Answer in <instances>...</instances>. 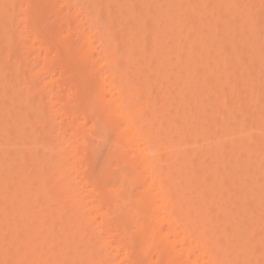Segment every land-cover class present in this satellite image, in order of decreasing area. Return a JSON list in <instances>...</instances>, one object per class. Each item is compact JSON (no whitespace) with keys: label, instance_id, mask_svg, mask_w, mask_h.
<instances>
[{"label":"bare ground","instance_id":"obj_1","mask_svg":"<svg viewBox=\"0 0 264 264\" xmlns=\"http://www.w3.org/2000/svg\"><path fill=\"white\" fill-rule=\"evenodd\" d=\"M9 1H11V2L9 3ZM9 1H7V3H9V5H8L5 3V1L1 0L0 5L3 4L2 5L3 8H5L6 6H9V7H7L9 9H11V7L15 6V4L18 5L16 3V2H18L17 0H16V2H15V0H9ZM19 1H21L20 3H21V6H23V7H21L20 4L18 5L20 7L19 13H21V14H18V17L20 15L22 18L20 17L18 21L15 18L14 19V21H16L15 23H14L13 18H12L13 15H12V17H9V18L5 17L6 18L5 20H7L8 23L6 21H4V18H3V21L5 23H3L4 25H2V26H4V27L9 26V27H7L8 32L4 31L3 37H0V40H1L0 43L3 42V45L5 44L6 46H8L7 48L9 50L11 48H15V47H13L14 45H12V44H17L15 46L18 48L20 47V45L23 46V42H25V40L22 42H21V40L25 39V38H23L21 36L22 34L19 33V30H21L22 32H24V30H25V32L28 33L30 35V37H32L31 38L32 43L30 45L34 46L35 42H36L38 48H36V45H35L34 48L37 49L35 52L33 50L32 51L29 50L31 48V46L29 47V49H27V51H26V46L25 47L23 46L25 48V50H24V48L22 49L20 47L22 49L21 50L19 48V51L21 50L20 52H18V49H14L15 52L11 49L13 51L12 52L13 54L11 53V51H8L9 53H11L13 55V57H12V55L9 54L12 57L11 58L9 56V58L11 59L12 63H14V64H11L10 63L11 61H9V64L13 65L11 67L13 69H15V70L12 69L11 73H8V74H10L9 77H11L12 80L17 82V84L22 80L26 81L25 83L27 84L29 77H31L30 82L31 81L33 82V83L28 82V84L30 83L28 86H31V84H32V87H29V89L27 88L28 86H25L22 88L21 85L19 84V86L22 89H20V87H19L17 90L18 85H16V83L14 85L13 82L10 83L7 81L10 84L9 86H11L12 89H13V87H14V89L16 87V89L13 90L14 91L13 94H12L13 91L11 92V94L9 93L10 96L11 95L13 96L11 98H14L15 96H16V98H14V100H12V101L10 99V101L13 104L15 103L16 105L21 101L19 103V105L24 104V109L26 111L23 109L22 111L24 113L22 112L23 114L22 113L20 114L18 111L13 109V107H11L10 109H11V111L15 110L13 112H16V113H13L15 120L19 119V121H20L21 117H22L21 120L25 119V118H28L27 120H29L32 117L33 119H37V121H39V123L36 121L39 124V126L37 123L35 126V122L30 123V122H32V120L29 122L30 124H28V122L26 123L27 125H31V127H32V131H30L31 134L30 133H29L30 135L28 134L31 137V138L29 137L30 143H31L32 138L35 136H37V138H33V142L36 139L40 140V141H35L36 144H34L32 142L34 145L30 144V146L36 145L35 148L36 147L38 148V146L41 145V139H43L42 140L43 144L40 146V148L41 147L44 148V149H42V148L40 149L43 151L42 156L43 155L45 156L46 154H48V156L50 158L45 159V161L43 160V162L41 161L42 159L40 160L42 164L41 163L38 164L39 166H37L38 169L36 170L37 172L39 170L40 173L36 172L37 175H33V176H35V177L32 176L33 178L30 177L31 180L27 179V182H26V180L24 182L22 180L21 181L19 180L17 183H12V185H11V182L13 180L11 181L10 178L7 179L8 178L7 176H5V178H3V179H5L3 181L1 179L2 177L0 178L2 183H3L1 185L4 186V187L0 188V194L8 192L6 190H9V189L12 190L13 189V193L12 192L11 193L14 196L13 197L11 195L12 196V198H11V196L10 197L8 196L9 194L7 195V193H5L7 198L3 194H1L2 196L0 197V206L6 205L5 207L1 206L2 209L0 210V212H1L0 214H2V216L0 215V262H1L0 264H251V263L264 264V256L261 258L262 253L260 254V251L262 252V250H264V242L263 243L261 242L262 239L260 240V242L259 241L257 242L258 244L260 243V249L262 248V250L258 249L259 245H256L253 248L251 246V245H253V241H254V237L251 234L253 233L255 235L256 232H259L261 234L263 233L262 235H264V230H262L264 228L261 227L262 231L261 230L258 231L259 229H257V227L260 226V225L259 226L257 225V223L259 221V219H257V216L259 217V215H257V216L254 215V216H256V218L254 219L253 213H252V215H251V213H249L250 211L248 212L249 213L248 215L246 213L249 209V205L253 207V205H251L252 202H254L253 203L254 206H256L255 204H257V206L255 207L256 210H257V207L259 209L261 206L264 205V204H261V206L259 207L260 204L258 205V203H257V202L261 203L262 201L264 202V198H263L264 194L260 195V196H263L261 198V197H258V195L256 193L257 198L251 199V197H249L250 194L248 196V193H250L249 189L247 192V187H245V186L243 187L241 185L238 186V184H240V183L242 184V181H241L242 178H241V176L238 175V173L243 171L242 168H244L241 166L242 162H240L241 164L236 163L238 166H236V164L233 162L231 164V161H229L230 156L232 155L231 153H233L231 151H235V149L233 150V148H232V150H231V148H229L231 153H229V151H226V149L225 150L223 149L224 147H227L226 143H229V144H227V145H229L228 147H231L230 145H233V144H231L232 142H230L228 140L229 137L227 139L228 142L227 141L225 142V140H223V138H224V136H225V138H227L226 136H228L230 134L228 132L229 128H227L228 124H226V123L229 121V120H227V119H229V116L231 117L233 114V113H231V111L233 110V112H234V109H239V108L234 107V109H232L234 106L232 103H234V102L232 101V103H231V101H230V104H232V106H231L232 108H230V111H228L229 108L226 107V106H228V104H227L228 98L224 97L225 96L224 94H226L225 93L226 91L224 92V90L226 89V87L228 86V83H229L228 79H226L228 75H225V73H222L223 75L226 76V77L225 76L224 77L228 82L226 83V80H224V83H221V82L219 83V81H221V80L223 82V79L221 78L222 75L220 76V74H218L219 77L217 78L218 75L214 77L213 72L216 71V70H214V69H216L215 67L219 66V65L220 66L225 65V66L221 67L222 69H224L223 67H226L227 63L232 61V57H230L228 60L229 52H227V57L226 58L224 57L225 59H221L222 60V61L220 60L221 62L219 60L215 61V59H213L211 62H209L210 61V60H208L209 57H207V58L204 57L205 59L202 60L203 59L202 56L205 55L202 53L206 49L205 48L206 46L212 47V48H208V49H212L214 51L213 54H216V53L218 54L219 51L221 50V48H223V47L226 48V45L229 48V45H228L229 43L226 45L223 44L225 42V39H222V37L219 38L218 35H216L217 39H215V40H216L217 44L213 40V38H214V36H213L212 40L214 42H211L210 40H208L207 43L204 42L203 44L200 43L201 44V45L199 44L200 46L198 45L200 47V49H201V46H203L201 49L203 52L202 51L200 52V49L198 48L197 45H196L197 49H195V46L193 44L194 42L187 41L185 43V41H182L180 39L181 37L179 36V34L175 35L176 40H174V41H177V43L178 42H184L185 44L191 46V47L190 46H188V47L194 48L195 50L199 49L198 51L200 52V53H198V52H195L194 49H192V50L190 49L191 55H189V58L190 57L191 58L189 59L188 57H186L189 60L187 61V59L186 60L184 59L185 62H182V63H181L182 60L180 61V63L182 64L183 67L180 66V69H179L178 65H177V68H175L176 71H174L176 73H179V75H177L173 72V70H171V68L174 69L173 67H176L175 63H173V64L171 63L174 66H172V65L170 66L169 62H167L168 59L170 60V62H174V61H171L172 58H170L173 54L172 55L167 54V56H168V58L166 59L167 61L163 60L165 58L164 53L166 51H168L166 53H169V52L171 53L174 50L169 51L168 49L170 47L167 48V46L163 47V45H161V43H160L161 38L159 37L161 35H159V36L157 35L159 33L162 34L161 30H159L160 31L159 33L156 31L157 34H155L156 32L155 33L152 32L153 35L155 34L154 38L152 36L154 43H152L153 41L150 43V45H152V46H150V47H152V48H150L151 50H147L148 52L145 50V46L147 48V40L146 39H148L147 36L150 34V32L149 33L146 32V30L148 29L147 28V26H148V23H147L148 20L147 19H150V18H143V17H145L143 15H144L145 11L148 12L149 10L152 11L153 9L154 10L156 9L152 6V2L148 3L144 0L146 3V5H145L143 3L144 1H142V3L139 2V4H138V1H135L138 5L141 4V6H143V4H144V6L142 7L143 10L141 12H138V14L140 13V15L143 14V15H141V17L143 16L142 18L144 20L141 17L137 16L138 18L141 19V20H139L140 25H139V23H137V24L139 25L138 28L142 32L140 34H136L135 33L136 30H138L137 27H135V26L133 27L131 25L132 27L129 28V26L128 27L126 26L127 24L129 25V23H127V22H129V20H131L129 17V20H127V22H125V20H124L125 24L127 23L125 25V27L121 28L122 29L121 31H124V33H127V34H124L123 32L119 33L118 30H115V28H118L117 26L115 27V22H116L115 20H117V17H119L120 15H121L120 16L121 18L125 14L127 16L128 11H127V9H125L122 12H119L121 10H118L120 15H118L116 13L118 15V16H116V15H113V13H111L112 16L109 17L108 16L110 14V12H109L110 9L108 6L109 1H108V3H106V5L108 4L107 6H104L101 4L102 0H19ZM35 1L39 2V3L37 4ZM89 1H92V2H89ZM103 1H105V0H103ZM162 1H161L162 2L161 4L159 3L157 5V8L160 10H162L161 6H162V4L164 5V2H165L164 0H162ZM168 1H169V3L166 0V2L169 5L168 6L166 4L168 7L167 8L168 10L165 8V6H166L165 5L163 8L164 12H165V10H167L166 11V13H167L168 11L171 10L172 15H174L173 14L174 10L177 11L179 6H178V8L176 7L177 9H175L174 8L175 5H174L173 6L174 10L172 12L171 7L175 1H173V3H171L170 0H168ZM191 1L193 2V0H191ZM195 1H198V0H195ZM201 1H205V0H201ZM209 1L210 0H208V2ZM236 1L234 0L235 3H236ZM249 1H250V3L253 2V0L252 1L249 0ZM254 1H256V0H254ZM263 1L264 0H261V3H264ZM205 2H207V0ZM213 2H214V0H213ZM221 2H222V0H221ZM232 2H233V0H232ZM232 2L230 1L231 4H232ZM126 3H127V1H126ZM130 3L128 2L127 5H129ZM176 3L180 4L181 1L179 3L175 2L174 4H176ZM230 3L229 2L227 3V4H229V7H230ZM257 3L258 2H256V5H258ZM131 4L133 5V3H131ZM156 4L157 3H154V5H156ZM203 4H206V3H203ZM253 4H255V3L253 2ZM62 5L67 7V11L63 12V10H65V9L61 8ZM117 5H118V3H117ZM132 5H130L131 7L130 6L129 7L132 8ZM134 5H135V3H134ZM138 5H137V7H138ZM233 5H235V4H233ZM18 6H17V8H18ZM44 6L49 8L48 12L51 11L52 14L55 15L56 19H57V17L62 16L61 22L64 24L65 27L63 25H61V23H59L60 24L59 26H57L55 24L56 27H54L55 21L54 22L52 21L53 25H54L53 28H52V26H49V27H47L48 29L47 28L43 29L44 27L43 28L41 27V26H43V25H41L43 22V21L41 22V16L43 13L41 14V12H42ZM204 6L205 5H203V6L201 5L200 8H204ZM217 6H219V5H217ZM2 7L0 6V13L2 11H4L5 9H7V8L3 9ZM46 7H44V8H46ZM151 7H153V8H151ZM214 7L209 6V8H211V10L213 8H214V10L215 9L217 10L216 6H214ZM220 7L222 10L223 6H220ZM226 7L229 9L228 5ZM255 7H257V6H255ZM120 8L121 7H119V8L117 7V9H120ZM133 8H134V6H133ZM142 8L140 7V9H142ZM234 8H232V9H234ZM144 9H146V10H144ZM158 9L156 10V12H159ZM180 9H178V10H180ZM192 9H194V8H192ZM195 9H196V6H195ZM204 9H205V12L208 13L206 11L208 8L207 9L204 8ZM204 9H203V12H204ZM230 9H231V7H230ZM263 9H262V11H263ZM181 10L183 11V8ZM191 10H189L188 12L185 10V11H183V13L177 11L178 14L177 13H175V14L183 15L185 13L184 16H186V18H187ZM218 10H219V8H218ZM235 10L236 9H234L233 11H235ZM195 11H197V10H195ZM201 11H202V9H201ZM51 12H50V14H51ZM243 12L244 11H242V13ZM3 13H5V11L2 12V14ZM7 13H9L8 9L6 10L5 15H7ZM104 13L108 14L107 15L108 17L106 16L107 18H105ZM240 13H241V11H240ZM133 14L135 16L136 12ZM150 14H152V13H150ZM217 14H218V12H217ZM217 14H216V16H217ZM145 15H146V13H145ZM177 15H176V17H177ZM181 15L179 18L180 21H182L181 20L182 18H185L183 16L181 17ZM261 15H263V14H261ZM2 16L4 17V15H2ZM126 16H124V17L128 19V17H126ZM149 16L152 17V15H149ZM199 16L200 15H198L196 18L198 19ZM204 16H208V15L205 14ZM245 16L248 17L247 15H245ZM253 16H252V18L255 17V16L254 17ZM52 17H54V16H52ZM171 17L168 19L169 24L168 25L165 24V25H167L166 27L172 25L173 21H170V20H173V19L176 20V18L171 19ZM10 18H12V19H10ZM138 18H137V20H138ZM118 19H120V18H118ZM134 19L135 18H133V20ZM246 19L247 18H245V20ZM260 19H262V18L260 17ZM202 20H201V22H202ZM249 20H251V19H249ZM253 20H251L252 24L254 23V21H256V20H254V21ZM251 21H248V19H247V23H250ZM257 21H259V20L257 19ZM12 22L16 25V27L14 26V24ZM124 22L122 19V24H124ZM177 22L179 23V20ZM186 22H187V19H186ZM213 22L215 24V21H213ZM10 23H11V26H10ZM17 23H18V26H17ZM131 23L133 25H135L132 21H131ZM152 23H153V21H152ZM188 23H189V21H188ZM200 23H199V25H200ZM208 23H210V22H208ZM227 23H226V25H227ZM5 24H6V26H5ZM156 24H157V22H156ZM179 24H182V23H179ZM194 24H195V22H194ZM194 24L191 23L188 25L191 28V27H193L191 25H194ZM207 24L205 25V28L207 27L206 30H210V28H208L209 25H207ZM257 24L258 23H255L254 25H252V27L255 26V28H256L259 25V24L258 25ZM12 25L14 26L13 31H11L12 29L10 28V27L13 28ZM121 25L119 26V28L121 27ZM182 25H179V27H176V30L174 28V30L177 32H179V30H181V29L184 30V27L186 26L185 21H184V27ZM216 25L217 24H215V26ZM219 25H218V27H219ZM172 26H174V24ZM172 26H170L168 28L169 31L173 30V28H171ZM176 26H178V25L176 24ZM189 26H187V27L189 28ZM194 26L196 28H198L196 25H194ZM215 26H213V27L215 28ZM229 26L228 27L226 26V28H229ZM232 26L233 25L230 26L231 29L233 28ZM261 26H262V23H261ZM63 27L65 29H63ZM157 27H158V25H157ZM180 27H181V29H180ZM125 28H127V29H125ZM205 28L201 27V33L203 32L202 29H205ZM255 28H254V31L256 32ZM158 29H159V27H158ZM241 29L243 30L244 28H241ZM4 30H6V28H4ZM9 30H10V34H9ZM192 30H196V32L198 34L199 29L193 28ZM219 30L222 31L221 29H219ZM257 30L259 31V33H257V35H258V34H260L261 29H257ZM263 30H264V27H263ZM116 31H118V32H116ZM149 31H151V30H149ZM214 31H215V29L213 30V32ZM217 31H218V29H217ZM217 31H215V32H217ZM220 31H219V34L221 33ZM144 32H145V34H144ZM173 32L174 31H172V33ZM12 33L14 34V36H12L13 35ZM186 33L184 31L183 40H185V38H187V37L191 38L189 35H186V37H184L185 36L184 34H186ZM201 33L199 31V34H201ZM204 33L205 34H201V35L207 36V34H209L207 32H204ZM229 33H228V36L230 35ZM261 33L263 36V32H261ZM217 34H218V32H217ZM224 34H227L226 30H225ZM237 34H240V33H237ZM9 35H11V37H9ZM138 35H141V36L137 37ZM169 35H171V33H169ZM201 35H200V37H201ZM221 35H219V36H221ZM234 35L236 36V34L233 33V36ZM242 35L243 34H241L239 36L242 37ZM20 36L22 37V39ZM222 36H224V35H222ZM4 37L6 38V40H4ZM13 37H15L14 39L16 41L14 39H12ZM149 37H151V36H149ZM170 37L171 36H169V38ZM231 37H230V40H231ZM241 37L239 39H241ZM249 37H251V35ZM254 37L257 39L256 35ZM136 38H137V41H136ZM178 38H179V40H178ZM203 38H205V37H203ZM225 38H227V36ZM235 38H234V41H232V43L235 42V40H237L236 43L238 44L239 39H235ZM17 39L18 40L20 39V41L18 42ZM138 39H142V40H138ZM258 39H259V35H258ZM3 40L6 42L4 43ZM217 40H218V42H217ZM230 40H228L227 42H230V44H231ZM259 40H257V41H259V44L261 46L262 40L261 39H259ZM245 41H247V40H245ZM251 41L252 42L254 41L256 43V40H251ZM190 43L193 44V46ZM243 43H241L242 46L240 45V43L238 44L241 46L242 49H243V47L246 46V45L244 46ZM248 43L250 44V42H248ZM248 43L245 42V44H248ZM24 44H26V43H24ZM167 44H168V42H167ZM262 44H264V43H262ZM0 46H1V49L8 50L7 48H5V46H2V45H0ZM175 46H176V42H175ZM177 46H178V44H177ZM215 46H217V48L214 49L213 47H215ZM173 48H175V47H173ZM173 48H171V49H173ZM176 48L178 49L179 47H176ZM1 49H0V54L3 51ZM256 49H255V51H256ZM262 49H264V48L261 47V50ZM178 50H176L173 53H176ZM245 50H246V48H244V52H246ZM16 51L19 54L20 53L21 54L17 56ZM207 51H205V53ZM230 51H231L230 53H232V54H234V52H235V51L232 52V49ZM259 51H260V49H259ZM263 51H260L258 53L264 54ZM26 52H27V55H26ZM145 52H147V54L149 53L148 54L149 63H146L147 61L145 62L143 60V58H145L147 56V54L145 55ZM178 52L182 53L181 50ZM184 52H186V51H184ZM225 52H223V53H225ZM241 52L242 51L239 50V53H238V49H237V53L240 55L235 53V55L237 54L236 55L237 61H241V59L244 60L245 57L248 58L246 56L247 55L246 53H244V55H243V56H245L244 58H239L240 56H242L241 54L243 52L242 53ZM251 52H254V51H251ZM180 53L178 55H181ZM192 53H194V54L192 55ZM197 53H198V57H196ZM255 53L257 54V51ZM23 54H25L26 57ZM6 55H5L4 59L8 58L7 57L8 55L7 56ZM65 55L67 57L63 58V56H65ZM143 55H144V57H143ZM218 55H220V54H218ZM255 55L254 54L252 55L250 53V57L255 56ZM58 56H59V58H57ZM236 56L234 58H236ZM17 57H19V62H18ZM21 57L23 59H21ZM27 57L28 58L31 57L32 60H29L30 58L28 59ZM175 57L178 58L179 56H177L175 54ZM9 58H8V60H10ZM65 58H67V59H65ZM173 58H174V56H173ZM214 58H215V56H214ZM257 58H258L257 60L260 59L259 61L261 62V58H259V57H257ZM178 59L180 60L181 58L179 57ZM238 59H240V60H238ZM250 59H251V61L254 60L253 57H251ZM20 60H24V62L26 60L27 63L24 65L28 69L24 68L25 66L23 65L22 61H20ZM248 60H249V58H248ZM248 60H244L245 61L244 63H240V67H238V68H241V64H245V63L247 64L248 62H246V61H248ZM152 61L153 62L156 61L155 63H157V64L159 63L157 66H156V64H154V66H156V68L152 69V71H153L152 75L158 76L159 81L157 80L156 85H152L153 83H151V84L149 83L150 77H153L151 75V73H150L151 76L148 74L144 75L145 74L144 69L145 68L148 69V65L151 66ZM203 61H205V62L203 63ZM251 61H249L250 62V65L248 66L249 68H250V66L252 67ZM0 62L3 65L2 62H4V60L3 61L1 60ZM6 62H7V60H6ZM262 62L264 63V61H262ZM145 63L147 65V67L144 68L143 66H146ZM165 63L168 64L169 67H171V68L168 69V67L165 65ZM178 63L179 62H177V64ZM263 63H262V65H263ZM17 64H19V65L17 66ZM21 64L23 65V67ZM181 64H179V65H181ZM203 64H205V67L211 66L210 67L211 69L213 66V69H212L213 71L210 69L209 73H207V74H203L202 73L203 71H202L201 73L204 76L201 75V78H200V77H198L197 70H198V68H202L201 66ZM233 64H234V62H233ZM257 64H260V63H257ZM190 65H191V67L192 66L194 67V68H192L193 70L191 69ZM228 65H230V64H228ZM235 65H237V64L235 63ZM165 66L167 67L168 70H171L175 76L176 75H177V77L179 76L180 79L179 78L175 79L176 81L181 80L180 82L177 81L179 86H178V84L175 83L174 86H176V87H173L175 89L177 88V90L180 91V92L177 91L179 93L178 96L175 92L174 93L170 92L171 91L170 89H172L171 87L174 84V79L172 81L173 84L170 81L171 84L170 83L168 84L170 86L166 85L170 79L171 72H169L170 75L168 74V76H166V73H168V72L166 71L164 74V71L166 70ZM238 66H239V62H238ZM243 66H246V65H243ZM258 66H260V65H258ZM185 67H187V68H185ZM205 67L203 65V68H205ZM248 67H246V70H248L247 69ZM254 67H257V66H254ZM16 68H19L18 73H17ZM21 68H24L26 70L21 69ZM183 68H185L186 70ZM187 69L192 71V73H190V71ZM235 69H237V68H235ZM243 69H245V68H243ZM243 69H240V71L237 70L238 73L240 72V77L242 75L241 70H242L243 74L245 73V70L243 71ZM255 69H253V71ZM27 70H29L30 74H32V75H29L28 78H26L28 76L26 73ZM31 70H35V71L32 72ZM250 70L252 71V69H250ZM184 71L187 73L189 71L190 75L192 74V76L189 75V78H191V79L195 78L193 80H194V83L197 84V88H196V85L192 86L193 84H191V86L188 85L190 87V88L188 87V89H190L191 91L186 89L188 81L191 79H189L187 77L188 74L186 75V73H184ZM234 71L232 69V73ZM237 71H236V73H237ZM21 72H22V74H21ZM226 72L228 74L229 71H226ZM14 73H16V74L14 75ZM146 73H147V71H146ZM182 73L185 74V77H182V75H180ZM232 73L230 72L229 74H232ZM19 75H21V76H19ZM253 75H251V76H253ZM258 75L260 76L261 74L259 73ZM23 76L25 78H23ZM175 76H173V77H175ZM242 76H244V78H246V79L248 77H249V79L253 78L250 76L247 77L245 75H242ZM262 76H260V77H262ZM19 77H22V79L20 80ZM228 77H232V75H229ZM14 78H16V79H14ZM33 78H34V80H33ZM35 78H36V80H37V78H40V81L37 80V82L38 83L40 82L39 84H42L43 86L42 85L39 86V84L36 82ZM186 78L189 80L186 81L185 80ZM198 78H200V81L202 82L201 84H203V82H205L203 87L205 86L204 88L205 89L207 88L206 91H208V88L210 87L209 88L210 91L214 90V91L218 92L217 88L220 87L221 96L224 95L223 96L224 98L223 97L220 98L221 102L219 100H217L218 99L217 98L216 102L222 103V107L217 105L218 107L215 109V107H216L215 106L214 109H215V111H217L218 109L222 110L220 112V114H222L223 110H226L227 113L228 112L230 113L229 116L224 114L225 117H228L227 119H224V117H223L222 120L219 118L218 121H215L213 119L215 118L217 120V118L219 117L218 113L220 110L217 111V114H218V116H217V114L214 113V109H213L212 116L214 118L211 116L213 119L211 118L212 120H210L211 122L215 121L216 126H217V122H219L220 120L222 121V123L219 122L220 125L218 124L217 129H220L219 126L220 127L223 126V128H224V126L227 125V127L224 129L226 135L224 134L223 128H221L222 129L221 131L213 129V128H215V122L214 123L212 122V124H214V126H210V127H212V129H210V131H213L215 133V135L218 134L216 136H219V134L223 131L222 132L223 134L220 135L223 138H221L219 136L220 137L219 139H222L223 141L221 140L219 143H216L218 139L216 137H214V135L212 136L211 139L208 137V142L210 140L213 141L214 138H215V140L217 139L216 141L210 142L209 144L210 145L213 144L214 146L219 145L217 147V149L218 150H219V148L222 149V151L219 150L221 153L219 151H217L216 149L212 148L213 145L210 148L206 147V145H208V142L206 141L207 144H205L206 143L205 140H207V139H205V140L201 139L202 137L203 138L206 137L205 136L206 132L210 133V131L205 130L206 128H208L209 124L207 122H205L206 125L204 127L207 126L205 129L203 128L202 124H205L203 121L208 120L205 118L209 114V112H207V111L211 108V107H208L206 105H210V106L212 105L213 106V103H212L213 101L211 102L212 104H208V102H207V104H205V106H203L204 101H202V99L204 97L206 99V97H207L206 101H208L209 93L205 92L206 96L201 97L200 95H202L203 91L201 92L200 95L193 92L194 90L201 87V86L198 87V85L200 83ZM24 79H26V80H24ZM41 79H42V81H41ZM249 79H247V80H249ZM2 80L5 81V79H2ZM263 80L264 79H261L260 82L258 81L259 84ZM4 81H3V85L0 83L1 86H4ZM23 81H22V83H24ZM183 81H185V82H183ZM198 81H199V83H197ZM210 81H212V83H214L215 81H218V82L217 83L215 82L214 86H213V84ZM235 81H234V83L236 84V82L238 83V81H240V79H238V81H236V82ZM241 81H242V79H241ZM181 82H182V85L184 84V86L180 89L179 87L181 86V84H180ZM191 82H193V81H191ZM208 82L211 83L212 87L210 84L207 85ZM231 82L233 83V80L232 81L230 80L229 85H231ZM37 84H38L39 88H38ZM222 84H227V85H222ZM239 84H241V82H239ZM164 85H166L168 87V88L166 87L167 90H170V91L166 92L167 91L166 90L165 91L166 93H163L164 92L163 89H165ZM256 85H257V82H256ZM206 86H208V87H206ZM35 87H37V88H35ZM40 87H42V88H40ZM191 87H192V89H191ZM256 87H258V86H256ZM256 87L254 86V88H256ZM24 88H25V90H23ZM30 88H32V89H30ZM193 88H194V90H193ZM215 88L217 90H215ZM221 88H224V90ZM236 88H238V87H236ZM258 88H260V86ZM9 89H10V87H9ZM263 89H264V85H263ZM263 89H262V92L264 93ZM30 90H32V91H30ZM172 90L174 91V89H172ZM234 90H235V88H234ZM260 90H258V92ZM1 91H2V89H1ZM1 91H0V93H1ZM187 91L190 93L188 94ZM222 91H223V93H222ZM20 92H21V94H20ZM25 92H27L28 94ZM169 92H170L171 96H169ZM217 92L213 93V94H217ZM262 92H260L258 94H260V96H261V94H263ZM32 93H33V95L31 96ZM210 93H212V92H210ZM231 93H234V91L232 89H231ZM34 94L40 96L39 99L36 97L38 101L36 100ZM166 94H168V96ZM173 94H175V96H177V98H173L174 97ZM205 94L203 93V95H205ZM26 95L31 96V97L28 98V97H26ZM194 95L200 96L199 98L197 96L198 100L200 99L199 103L197 101L198 104L195 102L197 99L195 100L196 96H194ZM210 95H212V94H210ZM17 96H18V98H17ZM22 96H23V98H22ZM44 96H45L46 100L45 99L43 100ZM190 96H193L192 98H194V99L189 98ZM216 96H213V97H216ZM231 96H233V98H234V95L231 94ZM32 97H34L33 101L35 100L34 103H36L34 105V107H35L37 113L33 107L34 103L33 102L31 103ZM222 98H223V101H222ZM236 98L240 99L238 97H236ZM210 99H212V98H210ZM253 99L255 102L256 97ZM192 100H195V101H192ZM262 100L260 103H262ZM25 102H26V104H25ZM201 102H203V103H201ZM240 103H241V101H240ZM240 103H238V104H240ZM243 103H244V101H243ZM243 103H241V104L243 105ZM245 103H247V102L245 101ZM250 104H252L251 100H250ZM255 104H257V103H255ZM255 104L252 106L255 107L256 106ZM16 105H14V106H16ZM19 105H17V106H19ZM244 105L246 106L249 104H244ZM25 106H27V108L29 107L30 109L25 108ZM31 106L33 107V109H31L32 108ZM202 106H203V109H202ZM245 106H244V109L242 110V112L243 111L245 112V110L247 111ZM259 106H260V104H259ZM6 107H7V105H6ZM238 107H241V106L238 105ZM246 107H248V106H246ZM260 107L262 109L264 107V104ZM207 108H208V110L206 112L208 114L204 111ZM249 108H251V105L249 106ZM0 109H2V108H0ZM8 109H9V107H8ZM252 109H253V107H252ZM199 110L203 111L204 115L206 114V116L204 117V115L202 113V117H200L201 111H199ZM211 110H210V112H211ZM249 111H250V109H249ZM263 111H264V109H263ZM0 112H2V111H0ZM26 112L27 113L29 112L28 114L31 115V116L29 115L30 118L28 115H26L27 114ZM259 112H260V108H259ZM33 113H35L36 115ZM38 114H41V115H38ZM251 114H253L252 111L250 112V115ZM257 114H258V112H257ZM262 114H264V113H262ZM3 115L4 114H2V116ZM17 115H19L18 118H17ZM33 115H34V117H33ZM253 115H256V114H253ZM7 116H9V115H7ZM35 116H37V118H35ZM196 116H198V117H196ZM259 116H262V115L259 113ZM11 117H12V115L9 118H11ZM242 117H247V116L243 115ZM254 117L256 118V119L254 118V120H256V121H257V119H260L259 117L258 118L256 116H254ZM195 118H197V119H195ZM199 118H201V119L204 118L205 120H203L202 123H200L199 121H201V120L197 121ZM251 118H252V116H251ZM192 119H194V120H192ZM248 119H250V116ZM5 120L7 121V119H5ZM223 120H224V122H223ZM242 120H243V118H242ZM242 120H241L240 124L242 123ZM22 121H24V120H22ZM88 121L89 122L92 121L91 125L89 126V128L85 129L86 125H88L87 124ZM183 121H184V123H183ZM249 121L251 124V126H250L251 128L248 127L249 123L247 125L248 121L246 122V124L242 123L238 127L241 129V128H244V125H246L245 128H247V130L250 132L251 130H249V129H252L253 126H252L251 120H249ZM262 121H263V118H262ZM10 122H12V120H10ZM47 122H51V123L47 124ZM178 122H181V123L177 125ZM187 122H189V123H187ZM193 122L195 124L199 123V126L201 124L202 128H200V129H204L205 132L203 130L200 131L199 126H197V124L196 125L193 124ZM208 122H209V120H208ZM211 122H210V124H211ZM243 122H244V120H243ZM254 123H253V125H254ZM3 124L5 125V123H3ZM20 124L24 125L25 123L23 122ZM23 125H21V126H23ZM180 125H183V127H180ZM193 125H195V126H193ZM242 125H243V127H241ZM257 125H258V123H257ZM260 125H261V123H260ZM33 126H35L34 131H33ZM258 126H255L254 130L258 131L259 127H260V126L259 127ZM11 127H13L14 128L13 130L14 131L16 130V133L19 134L18 138L20 137L21 143L25 142V144H26V141H23L26 138L29 142L27 135H26V137L23 138V135H25V134H23L22 130L20 131V133H18L17 132L18 130L15 129V127L13 125ZM37 127H42L39 129H42L41 131L44 132V134H45L44 137L46 138V140L44 139V137L40 139V134H43V132H40V134L36 135V133H37L36 128ZM196 127L199 129V131L196 130L197 129ZM256 127H258V130L255 129ZM7 128L9 129L8 122H7V127L5 125V128L3 130L4 131L8 130ZM18 129H20V128L18 127ZM260 129H262V128L260 127ZM216 131H219V133H216ZM0 132H3L2 127H1ZM196 132H197V134H196ZM233 132L235 133V130ZM233 132H232V134L234 135ZM5 133H8V132L5 131ZM200 133H202V134H200ZM238 133H239V131H237L236 134L238 135ZM252 133H254L253 135H255L260 140L264 137V134H262L261 136L258 134L259 135L258 136L257 133H259V132H252ZM252 133H250V134L252 135ZM32 134H35V136ZM232 134H230L229 136H231ZM7 135L9 136V134H7ZM197 135H199V136H197ZM0 136H2V135H0ZM14 136H16V135H14ZM207 136H208V134H207ZM238 136L235 139L239 140ZM240 137H241L239 140L240 142L243 143V140H244V143H245V140H246V142L248 141L247 137H246V139L245 138L243 139V137H245V136H243V137L240 136ZM10 138L11 137H9V140H10ZM3 139L4 138H2L1 140H3ZM233 139H234V137L232 138V140ZM251 139H252V137H251ZM251 139H250V141H252ZM261 141H260V143L264 142V141L263 142H261ZM38 142H40V143L38 144ZM10 143H12V141H10ZM198 143H201V147L203 148L202 149L203 151L201 150L202 156H200L202 159L200 157L198 158V153L200 152V149H201L199 147L200 145ZM214 143H216V145ZM220 143L224 144V145L222 144L223 147L220 145ZM15 144H16V142H15ZM25 144H23V145H25ZM193 144L194 145L198 144V146L196 145L197 148L192 147ZM0 145H2V144H0ZM33 146L29 147V148L33 149L34 148ZM204 146L206 147L205 148L206 150L204 149ZM24 147H22V149ZM198 147H199V149H198ZM258 147H259V144H258ZM263 147H262V145L260 146V148L262 150H263ZM29 148L27 146V149H29ZM45 148H47V149H45ZM211 148L214 149L216 152H214V150L212 151ZM207 149H208V151H209V149H211L212 153L209 152L210 154H206L208 152H204V150L207 151ZM261 149L259 152L262 151ZM44 150H47V151H44ZM194 150H196V151L198 150L199 152L197 151L198 152L197 153ZM190 151H192V152H190ZM251 151H253V150H251ZM195 152H196V154H195ZM247 152H248V156H249V151H246V153ZM23 153H25V152H23ZM27 153L32 154L31 151L30 152L27 151L26 154ZM217 153H218V155H217ZM225 153L226 154L229 153V155H225ZM246 153H245V155H246ZM253 153H255V152H253ZM253 153H251L250 156H252ZM211 154L214 156L211 157ZM21 155H24V154H21ZM199 155H200V153H199ZM233 155L234 156H231V157H235V154H233ZM20 156L18 154L19 158H20ZM204 156H208L209 158L206 157L207 159H204ZM226 156H228V157H226ZM261 156L262 157L264 156L263 153ZM261 156H258V157H261ZM216 157H217V159H215ZM224 157H226V158H224ZM249 157L248 158L246 157L247 160L245 159L244 163L247 161H250ZM31 158H33V156ZM228 158H229V160H228ZM251 158H253V157H251ZM25 159L26 158H23L22 160L24 161ZM208 159H210V160H208ZM218 159L219 160L221 159V160L219 161ZM29 160H30V158H29ZM205 160H207L208 162L209 161H211V162L206 163V162H204ZM223 160H225L224 163L229 161L230 164L233 165V167H232L230 164H228L229 162L227 163L228 165L231 166L228 170V172L230 170L232 171V172H230L231 178L234 176L232 178L233 180L230 178L231 179L230 181H232L231 183L233 186H235L236 185L235 183H237L238 181H241V182H238L235 187L238 186V189H239V187L240 188L243 187V190H246V192L242 191V193L243 192L245 193L243 198H242L244 200L239 198L240 196L242 197V195L241 194L238 195L241 192L239 191L240 189L237 190V188H236L235 192L236 191L239 192L237 194L238 196L236 195V197L238 198V200H237L238 202L234 201L233 197H231V198H233V201L230 202L232 199L229 196H231L233 194L229 195L231 193V191H230V193H227V192H229L228 190L231 186L228 187L229 186L228 185V186H226L228 188H226L221 184V183H224L225 180L226 181H227V179L229 180V177L227 178V176L225 174H224L225 176L223 174L219 175L218 172L215 173L216 171L213 172L214 174L212 173V170H211L212 168L215 170L216 166L218 168L220 165L222 167L226 165V164L224 165V163L221 162ZM231 160H232V158H231ZM23 161H22V168L24 166L23 169H26L27 163L25 166L24 165L25 161L24 162ZM32 161H34L33 162L34 164L37 163L33 159H32ZM32 161H30V162L32 163ZM195 161H197L198 163ZM194 162L196 164H194ZM219 162H221L223 165L221 163L219 164ZM262 162H260V163L262 164ZM211 163H213V164L215 163V164L213 165ZM207 166L210 168L211 172ZM235 166L237 168H235ZM239 166H241L242 168L240 169ZM246 166H249V167L247 168ZM250 166H252L251 162H247V165H245L244 171H246V172L243 171L245 174V177L242 175L243 183L247 181L250 184L251 180H249V179L250 178L253 179V176L257 174V172H255L253 170L256 174H254L252 176V174H253L252 169L253 168L251 169ZM32 167L33 166L31 165L29 167V169H31ZM222 167H219L218 169H220ZM34 168H35V166H34ZM223 168L225 169V167H223ZM29 169H28V171H32ZM109 169H111L112 172H109ZM250 169L252 171V174H250V172L248 171ZM34 170L35 169H33V171ZM115 171H116V173H114ZM207 171H209V172H207ZM222 171H224V170H222ZM237 171H240V172L233 173V172H237ZM205 172L209 173V174H204ZM223 173H225V172H223ZM38 174H41V176L40 175L38 176ZM249 174H250V177L247 178ZM262 174H260L261 176H258V178L259 177L261 178ZM199 175L201 176V178ZM217 175H219V176H217ZM227 175L229 176V173ZM197 177H198V179H197ZM237 177H240L241 179L240 178L237 179ZM244 178H246L247 180ZM258 178H256V181H252L253 182L252 184H254V185L253 186L250 185L251 187L254 188V186L258 184L257 182L260 183V181H258ZM209 181L210 182L214 181L215 183L218 181L219 182L217 184H215L214 182H212L210 184ZM222 181H224V182H222ZM261 181H262V178H261ZM263 181H264V174H263ZM231 183H228V184L231 185ZM26 184H27V186H26ZM220 185H222L224 188H222V186H220ZM242 185H244V184H242ZM262 185H264V182L262 183ZM10 186L12 187V189ZM262 187H264V186H261V188ZM221 189H222V191H220ZM233 189H235V188L233 187ZM252 189H250V190H252ZM257 189L256 190L259 191V187ZM262 189H264V188H262ZM225 190L227 191L226 192L227 194H225ZM253 190L255 191V189H253ZM221 192H223V193H221ZM253 192L251 193V196H252V194L253 195L255 194ZM8 193H10V192H8ZM207 194H209V197H207L208 196ZM220 194H221L222 198H221V196H219ZM224 195L226 197L228 196L227 200L230 198V200L226 201V203L229 202L227 204L231 205V206L228 205L229 209H226V207H225L224 208L225 211L223 210V206H222L223 199L225 197ZM252 197H255V195ZM237 198H235V199H237ZM258 198H260L261 201L258 200ZM240 200L242 203H246L244 205H246V206L248 205V207H243V204L241 205ZM248 200L250 201V203L248 202ZM221 201H222V203H221ZM30 202L34 203L33 205H36V207H38L35 209L36 211H34V209L33 210L31 209L34 206H32V204ZM234 202H236V205ZM239 202H240V204L238 205ZM231 203L232 204L234 203V204L232 205ZM30 204H31V207H30ZM232 206H234V210H233ZM235 206H237V209ZM231 207H232V209H231ZM252 207H250L251 210H252ZM7 208H8V210H7ZM238 208H240L241 211L245 210L244 214L246 213L245 215L247 216V218H248V216H249V218L253 217L251 219H254V220L257 219V221H251V219L250 220L244 219V220L248 221L249 223H247L246 225H241L245 221L240 220V222H239V219L244 218L243 216H245V215L242 214L243 211L242 212L239 211ZM260 209H262V207ZM226 210L230 211V213H228ZM232 210L235 212L237 210L238 211V212H236L237 214H239V212H240V216H238L237 214L236 215L232 214ZM253 211L256 214V211L255 210H253ZM235 212H233V213H235ZM259 212H263V211L259 210ZM222 214H225V215L222 217ZM229 214H230V216H229ZM241 215H242V217H241ZM260 215H262V214L260 213ZM233 216H235V217H233ZM233 218L236 221L233 220ZM250 222H252V223H250ZM253 222L256 223L257 226H254L256 228H253V225H255V224H253ZM16 223H18V224H16ZM245 226L250 228V229L247 228L248 230H246ZM238 227H240L241 229H238ZM240 230H242L243 232ZM236 231L239 233V235ZM248 231H250V232H248ZM247 232L250 233L251 237H248ZM243 236L247 237L248 239L247 238L244 239ZM249 239H251V240L253 239V240L251 241ZM263 239H264V236H263ZM5 240H6V242H5ZM246 240H248L247 241L248 243L246 242ZM249 241H251V242H249ZM254 248H255V251H257V249H258V252H259L258 254H257V252H255L253 250ZM250 249L253 250V252L256 253L257 255L260 254L259 255L260 257L255 256V257L259 258V261L257 258L256 259L253 258L254 256H253V254H251L252 251ZM263 253H264V251H263ZM252 260H253V262H252Z\"/></svg>","mask_w":264,"mask_h":264},{"label":"rangeland","instance_id":"obj_2","mask_svg":"<svg viewBox=\"0 0 264 264\" xmlns=\"http://www.w3.org/2000/svg\"><path fill=\"white\" fill-rule=\"evenodd\" d=\"M0 1H1V0H0ZM3 1H5V3L8 4V5H9V3L11 2V1H9V0H3ZM7 1H9V3H7ZM17 1H18L19 3L16 2V0H15V2H16L18 5L20 4V6H21V3H20L21 1H19V0H17ZM108 1H109V3H108ZM126 1H127V3H128V2H129V3H130V2L133 3V5H132L131 3H130L129 5H127ZM135 1H138V4H139V2L142 3V1H144V0H114V1H113V0H105V1L102 0V3H101V4L104 5V6H107V5L109 4L108 6H109V9H110V10H109V12H110L109 15H108L107 13H106V14L104 13V14H105V18H107L108 16H109V17L112 16L111 13H113V15L118 16V15H120L119 12H122V11H124L125 9H127V11H128L127 16H126V14H125L124 16L128 17V19L125 18L124 16H122V18H121V17H120L121 15H120L119 17H117V20H115V21H116V22H115V27H116V26L118 27V28H115V30H118L119 33H121V32L124 33V31H121V30H122L121 28L125 27V25H126L127 23H129V25L127 24L126 26H127V27L129 26V28H131L132 26H133V27L135 26V27H137V28L139 27V25H140L139 20H141V19L138 18L137 16L141 17V15H143V14L140 15V13L138 14V12H141V11L143 10L142 7L144 6V4L146 5L145 1L148 2V3H149V2H152V6H153L154 8H156V9H155V10L153 9L152 11H150V10L148 9V10H149L148 12L145 11L146 15H145V13H144V15H143V16H145V17L142 16L143 18H150V19H147V20H148V21H147V23H148V26H147L148 29H147V30H148V31L146 30L147 33L150 32L149 35L147 34V35H148V36H147L148 39H146V40H147V48H148V49H147L146 46H145V50H146V51H147V50H151L150 48H152V47H150V46H152V45H150V43H151L152 41H153L152 43H154L153 38H154L155 34H157V32L159 33V32H160L159 30H161V31H162V34H161V33L157 34L158 36L161 35V36H159V37L161 38V39L159 38V39H160V43H161V45H163V47H164V46H167V48L170 47V48L168 49L169 51H170V50H172V51L174 50L173 52H175L176 50L179 49L178 51L181 50V52L183 53V54H182V53H180V52H178V51H177L178 53H177V52H176V53H173V52H171V53H170V52H169V53H166V52H168V51L165 50L166 52L164 53V57H165V58L163 59L164 61H167V60H166V59L168 58L167 54H169V55H172V54H173L170 58H172L171 61H174V62H170L169 59H168L167 62H169L170 66H171L173 63H175L176 67H173L174 69H172L171 67H169L168 64L165 63V65L168 67V69L171 68V70H173V72L176 71L175 68H177V65H178V68L180 69V66H182L181 63H182V62H185V60L187 59L186 57L189 58V55H191V54H190V53H191L190 51H191L192 49H194V48H190V47H191L190 45L185 44L187 41H189V42H194L193 44H194V46H195V49H197V46H198L200 43H201V44H203L204 42L207 43L208 40H210L211 42H214V41H215V43H216V40H215V39H217V38H216V35H218L219 38L222 37V39H225V42H226V43L224 42L223 44L226 45V44L229 43L228 45H229V48H230V49H229L228 46L226 45V48L223 47V48H221V50L219 51L218 54H220V55H218L217 53H216V54H213L214 51H213L212 49H208V48H212V47H208V46H206V47H205L206 49H205L204 52H203V51L201 50L203 46H201V49H200V47H199L201 44L198 46V48L200 49V52L202 51V52H203L202 54H205L204 56H202V58H203L202 60H204L205 58L209 57V59H208V60H210L209 62H211L213 59H215V61H216V60H219V61H220L221 59H225V58L227 57V52H229V54L231 55V56H230V55L228 54V60H229L230 57H232V61L234 60V61H233L234 64H233V62L231 61V62L227 63V65L230 64V65H228L229 67L226 65V67H223L224 69H222L221 67H222V66H225V65H221V66L219 65V66H216V67H215L216 69H214V70H216V71L213 72L214 77L217 76L218 74H220V76L222 75L221 78L223 79V82H222V80H221V81H219V83H220V82H221V83H224V80L228 79L229 83H228V86L226 87V89L224 90V88H221V89L224 90V92L226 91V92H225L226 94H224L225 96H224V95L221 96V93H220V87L217 88V89H218V92H217V91H214V90H212V89H211L212 91H210V89H209L210 87L208 88V91H206L207 88L205 89V88H204L205 86L203 87V85H204L205 82H203V84H201V83H202V82L200 81L201 75L209 73V70L211 69V68H210L211 66H210V67H205V64H203L205 68H203V65H202V66H201L202 68H198L199 71L197 70V72H198V77H200V78H198L199 81H200V83H199V81L197 82V83H199L198 87L201 86V87L198 88V89H196V88H197V84L194 83V80H193V79H195V78H192V79L189 78V75H190V73H192V71H190L189 69H187V70H189L190 73H189V71H188V73L184 71V73H186V75L188 74L187 77H188L189 79H191V80H189V79H187V78L185 79L186 81L189 80V81H188V84H187V86H186V89H188V87H189L188 85L191 86V84H193L192 86H195V85H196V88H195L196 90H194V88H193V90H194L193 92H195V93H197V94L200 95L201 92L203 91V92H202V95H200L201 97L206 96L205 92L209 93V95H208V97H209V98H208V101H206V100H207V97H206V99H205V97H204V98H203L204 100L201 98L202 101H204V103L201 102V103L204 104L203 106H205V104H207V102H208V104H212V103H213V106H212V105H211V106H210V105H206V106H208V107H211L209 110H208V108H207L206 110H204L205 112H206L207 110H208L207 112H209V114L206 112V113L208 114V116L205 118V119H208L209 122H208V120L203 121V120H205L204 118H202V119L199 118V119L197 120V121L201 120V121H199L200 123H202V121H203L204 123L207 122V123L209 124L208 128H206L207 126L204 127V126L206 125V123H205V124H202V125H203V128H204V129L206 128V129H205L206 131H210V129H212V127H210V126H214V124H212V122L214 123L215 121H218L219 118L222 120L223 117H224V119H227L228 117H225L224 114H226V115H228V116H229V114H230L229 112L227 113L226 110H223L222 114H220V112H221L222 110L218 109V110H220V111H219V113H218V114H219V117H218V118L216 117L217 120L212 116L213 109H214L215 106H216L215 109H216L218 106H221V107H222V103H220V102H221V101H220V100H221V99H220L221 97L224 96L225 98H228V101H227L228 106H226L227 108H229L228 111H230V108H232V107H231L232 104L234 105L232 109H234V107L239 108V109H234V112H233V110L231 109V110H232L231 113H233L232 116H231V117L229 116V119H227V120H229L228 122L225 120V121L227 122L226 124H228V127H227V125L225 124L226 126H224V128H223V126H222V127L219 126L220 129H217V126H218L219 122L222 123V121L220 120L219 122H217V126H216V122H215V128H213V129H214V130H219V131H221V130H222L221 128H223V130H224V129L227 127V128H229L228 132H229L230 134H232V132L235 130V133L233 132L234 135H233V134L231 135L232 137L229 136V135H230L229 133H228L229 135L227 134L228 136H226L227 138H225V136H224V138L221 137L220 135L223 134V133H222L223 131L219 134V136H220L221 138H223V140H225V142L227 141V139H228V137H229L228 140H229L230 142H232L231 144H233V145H230L231 147H228L229 145H227V144H229V143H226V146H227V147H224L223 149H224V150L226 149V151H229V153L233 152V153H231V154H232L231 156H234L233 154H235V157H231V156H230V160H229V158H228V160L231 161V164H232V162L235 163V164H236V163L238 164V163L242 162V165H241V166L245 168V165H247V162H251V165H252V166H250V167H251V169L253 168L252 171L254 170L255 172H257V174H256L254 171H253V174H252L251 169L248 170V171L250 172V174H252V176H253L254 174H256V175L253 176V179H252V178L249 179V180H251V181H250V184H249V182H247V181L243 183V180H242L243 177H242V175L245 177L244 172H246V171H244L245 169L242 168L241 166H239V167H240V169L242 168V170H243L244 172H243V171H242V172L237 171V172H233V173H238V172H240V173H238V175L241 176L242 179H241L240 177H237V179L240 178L241 181H242V184H244V185H242V184L240 183V184H238V186L241 185V186H243V187H244V186L247 187V192H248V189H249V191H250V193H248V196H249V194H250L249 197H251V199H252V198H257L256 193H257L258 197H261V198H262V197L264 196V195H263V194H264V189H262V188H264V187L261 188V186H264V185H262V183L264 182V181H263V174H264V163H263V162H264V158H263V157H264V156L262 157L261 155H262V153H263V155H264V147H263V146H264V145H263V144H264V142H263V141H264V137L261 139V140H262V141H261V140L258 139L255 135H253L254 133H252V132H259V133H257V135L259 134L260 136H261L262 134H264V132H263V131H264V114H262V113H264V111H263L264 107H263L262 109H261V107H260V106H262V105L264 104V99H263V98H264V95H263L264 93L262 92L263 85H264V84H263V83H264V80L262 81L263 83L261 82L262 84H261V83L259 84L260 80H261V79H264V63L262 62V61H264V54H262V53L259 54V53H258V52L264 50V49L261 50V47L264 48V44H262V43H264V30H263V27H264V24H263V23H264V16H263V15H264V9H263V8H264V3H261V0H258V1H257V0L254 1V0H253V2H254L255 4H253V2H251V3H252V4H251L249 0H237V1L235 0L236 3L234 2V0H233L234 3L232 2V0H222V2H221V0H214L215 3L213 2V0H210L209 2H208V0H207V2H205L206 0H205V1H201V0L195 1V0H193V2H192L191 0H190V1H189V0H180L181 3H180V4H177V3H176V4H177V5H176V4H174V3H175V2H178V3H179V2H180L179 0H170L171 3H173V1H175V2L173 3L172 7H171V8H172V12H173L174 8L177 9L178 6H179L178 9H180V8L182 9V8H183V11L186 10L187 12H188L189 10H191L192 8L195 9V6H196V9H195V10H197V11H195L194 9H192V10L190 11L189 15L187 14L188 17L186 18V16H184L185 13H184L183 15H181V14L177 15L178 12H182V13H183V11H182L181 9H180L181 11L177 9L178 12L174 10V12H173L174 15H172L171 10L168 11V12L166 13V11L168 10V9H167V8H168L167 5H168V3H169L168 0H167L168 3L166 2V0H164V1H165V2H164V5L162 4V6H161V9H162V10H160V9L157 8V5H158L159 3L161 4V3L163 2L162 0H154V1H153V0H148V1L145 0V1L143 2V3H144L143 6H141V4L138 5ZM155 1H156V2H155ZM159 1H160V2H159ZM161 1H162V2H161ZM223 1H224V2H223ZM230 1L232 2V4L230 3ZM251 1H252V0H251ZM15 2H14V3H15ZM35 2H36V1H35ZM89 2H92V1H89ZM122 2H123V3H122ZM228 2L230 3V7H231V9H230V7H229V4H227ZM256 2H258L257 4H258L259 6L256 5ZM263 2H264V1H263ZM36 3L38 4L39 2H36ZM82 3H83V2H82ZM103 3H104V4H103ZM106 3H108V4L106 5ZM117 3H118V5H117ZM134 3H135V5H134ZM148 3H147V4H148ZM154 3H157V4L154 5ZM191 3H192V4H191ZM203 3H206V4H203ZM218 3H219V4H218ZM37 4H36V5H37ZM166 4H167V5H166ZM195 4H196V5H195ZM233 4H235V5H233ZM2 5H3V4H1L0 6L2 7ZM4 5H5V4H4ZM10 5H11V4H10ZM18 5L15 4V6L11 7V9L7 8V7H9V6H6V5H5V6H6L5 8H7V9L9 10V13H10V14L7 13V15H5L7 9H5V8L2 7L3 9H5V10H4L5 13L2 14V12H4V11H2V12L0 13V20L2 19V20L0 21V37H3L4 31H7V27H9V26H6V24H5L6 27L2 26V25H4L3 23H5L4 21L7 22V20H5L6 18L12 17V15H13V17H12V18H13V21H14L15 18H16L17 21H18L19 18L21 17L20 15H19V17H18V14H21V13H19V12H20V11H19V10H20V9H19L20 7H19ZM82 5H83V4H82ZM130 5H132V8H130V7H131ZM137 5H138V7H137ZM165 5H166V6H165ZM174 5H175V6H174ZM194 5H195V6H194ZM201 5H202V6L205 5L204 8H206V9L208 8V9L206 10L208 13L205 12V9H204V8H200ZM217 5H219V6H217ZM225 5H226V6L228 5L229 9H228ZM232 5H233L234 7L236 6L237 8H236V7L234 8ZM237 5H238V6H237ZM17 6H18V8H17ZM63 6H64V5L61 6L62 9H65V10H63V12L67 11V7H66V6L63 7ZM127 6H128V7H127ZM129 6H130V7H129ZM133 6H134V8H133ZM148 6H149V5H148ZM164 6H165V8L167 9V10H165V12H164V9H163ZM168 6H169V5H168ZM173 6H174V8H173ZM191 6H192V7H191ZM193 6H194V7H193ZM197 6H198V7H197ZM206 6H207V7H206ZM209 6H210V7H211V6H212V7L216 6L217 10H216V9L214 10L215 7L211 10V8H209ZM220 6H223V7H222V10H221V7H220ZM255 6H257V7H255ZM262 6H263V7H262ZM44 7H46V6H44ZM44 7H43V10H42V12H41V14L43 13L42 16H41V22L43 21L42 24H41V25H43V26H41V27H42V28L44 27L43 29H45V28H47V27H49V26H52V28H53V26H54L55 24H56L57 26H59V25H60L59 23H61V25L64 26V24L61 22V17H62V16H59V17H57V19H56V18H55V15H53L51 11H50V12H51L52 15L50 14V12H48V11H49V8L46 7V8H47V9H46V8H44ZM65 7H66V8H65ZM117 7H118V8L121 7V8H120V9H117ZM140 7H141L142 9H140ZM153 7H151V8H153ZM176 7H177V8H176ZM186 7H187V8H186ZM2 8H1V9H2ZM12 8H13V9H12ZM146 8H147V7H146ZM148 8H149V7H148ZM151 8H150V9H151ZM159 8H160V7H159ZM197 8H198V9H197ZM218 8H219V10H218ZM232 8H234V9H236V10L233 11L234 9H232ZM116 9H117V10H116ZM157 9L159 10V12H156ZM169 9H170V8H169ZM187 9H188V10H187ZM199 9H200V10H199ZM201 9H202V11H201ZM203 9H204V12H203ZM227 9H228L230 12H229ZM262 9H263V11H262ZM10 10H11V11H10ZM12 10H13V11H12ZM118 10H121V11L118 12ZM136 10H137V11H136ZM144 10H146V9H144ZM220 10H221V11H220ZM258 10H259V11H258ZM161 11H162V12H161ZM200 11H201V12H200ZM216 11L218 12V14H217ZM231 11H232V12H231ZM240 11H241V13H242V11H244V12L241 14ZM109 12H108V13H109ZM135 12H136V15L134 16L133 13H135ZM143 12H144V11H143ZM149 12L152 13V14H150ZM194 12H195V13H194ZM237 12H238V13H237ZM45 13H46V14H45ZM114 13H115V14H114ZM116 13H117L118 15H117ZM175 13H177V14H175ZM204 13L207 14L208 16H204V15H205ZM236 13H237V14H236ZM128 14H129V15H128ZM137 14H138V15H137ZM168 14H169V15H168ZM191 14H192V15H191ZM197 14L200 15V16H199L200 19H199V18H198V19L196 18V17L198 16ZM216 14H217V16H216ZM256 14H257V15H256ZM261 14H263V15H261ZM2 15H4V17H3ZM50 15H51V16H50ZM107 15H108V16H107ZM149 15H152V17L149 16ZM167 15H168L169 17H168ZM176 15H177V17H178V16H179V17L177 18ZM180 15H181V17H182V16L185 17V18H182V19H181L182 21H180V19H179V18H180ZM211 15H212V16H211ZM214 15H215V16H214ZM235 15H236V16H235ZM245 15H247L248 17H246ZM253 15H254L255 17H254ZM7 16H8V17H7ZM52 16H54V17H52ZM106 16H107V17H106ZM171 16H172V17H171ZM189 16H190V17H189ZM191 16H192V17H191ZM203 16H204V17H203ZM219 16H220V17H219ZM252 16H253L254 18H252ZM5 17H6V18H5ZM114 17H115V16H114ZM129 17H130L131 20H129ZM142 17H141V18H142ZM153 17H154V18H153ZM170 17H171V19L176 18V20H175V19L170 20V21H173V23L171 22L172 25L174 24V26L170 25V26H172L171 28H173V30H172V31H174L173 33H172L171 30L169 31V29H168L170 26L166 27V26L169 24L168 19H169ZM193 17H194V18H193ZM213 17H214V18H213ZM215 17H216V18H215ZM242 17H243V18H242ZM244 17L247 18L248 21H251V20H253V19L256 20V21L253 20V21H254L253 24H252V21H251L250 23H247V19L245 20ZM260 17H261L262 19H260ZM3 18H4V21H3ZM12 18H10V19H12ZM21 18H22V17H21ZM105 18H104V19H105ZM118 18H120V19H118ZM133 18H135V19L133 20ZM137 18H138V20H137ZM143 18H142V19H143ZM155 18H156V19H155ZM157 18H158V19H157ZM188 18H189V19H188ZM205 18H206V19H205ZM256 18H257L260 22L257 21ZM42 19H43V20H42ZM54 19H55V20H54ZM115 19H116V18H115ZM122 19H123V22H124V20H125V22H127V20H129V22H127L126 24H125V22H124V24H122ZM186 19H187V22H186ZM202 19H203V20H202ZM249 19H251V20H249ZM118 20H119L121 23H120ZM143 20H144V19H143ZM178 20H179V23H182L183 25H182V24H179V23L177 22ZM190 20H191V21H190ZM201 20H202V22H201ZM11 21H12V20H11ZM52 21H53V22L55 21V22H54V25H53V22H52ZM131 21H132L135 25H133V24L131 23ZM136 21H137V22H136ZM152 21H153V23H152ZM184 21H185V24H186L185 27H184ZM188 21H189V23H188ZM192 21H193V22H192ZM203 21H204L205 23H206V22H207V23L210 22V23H208V24L206 23L207 25H209L208 28H210V30H206L207 27L205 28V25H206V24H205ZM213 21H215V24H217L216 26H215V24H214ZM220 21H221V22H220ZM262 21H263V22H262ZM15 22H16V21H14V23H15ZM156 22H157V24H156ZM163 22H164V23H163ZM194 22H195V24H194ZM200 22H201V23H200ZM217 22H218V23H217ZM222 22H223V23H222ZM227 22H228V23H227ZM229 22H230L231 24H230ZM7 23H8V22H7ZM12 23H13V22H12ZM14 23H13V24H14ZM57 23H58V24H57ZM137 23H139V25H138ZM171 23H170V24H171ZM187 23H188V24H191V23H192V24L196 25L198 28H196L194 25H191V26H193V27H191V28H192V29H193V28H195V29H199V30H198V34H199V31H200V33H201V27L205 28V29H202L203 32H202L201 34H205L204 32H207V33H209V34H207V36H205V35H201V34L198 35L197 32H196V30H192V29L190 28V26H189ZM199 23H200V25H199ZM226 23H227V25H226ZM255 23H258V24H259V25L257 24L258 26H257L256 28L262 30V31L260 30V34H258V35H259V39L262 40L261 46H260V44H259V41H260V40L258 39V35H257V33H259V31L255 28V26L252 27V25H254ZM261 23H262V26H263V27L261 26ZM121 24H122V25H121ZM162 24H163V25H162ZM165 24H167V25H165ZM176 24H177L178 26H176ZM219 24H220V25H219ZM243 24H244V25H243ZM245 24H246V25H245ZM56 25H55L54 27H56ZM120 25H121V27L119 28ZM123 25H124V26H123ZM131 25H132V26H131ZM136 25H137V26H136ZM150 25H151V26H150ZM157 25H158L159 29H158ZM159 25H160V26H159ZM164 25H165V26H164ZM179 25H182V26L184 27V30L181 29V27H180L181 30H179V32H177V31H175V30H176V27H179ZM198 25H199V26H198ZM218 25H219V27H218ZM229 25H230V26L233 25V26H232V27H233L232 29H233L235 32L231 29V27H230ZM241 25H242L243 27H242ZM248 25H249V26H248ZM10 26H11V23H10ZM12 26H13V25H12ZM14 26L16 27L15 24H14ZM14 26H13V28L10 27V28L12 29V30L10 29L11 31H13ZM17 26H18V23H17ZM187 26H189V28H188ZM200 26H201V27H200ZM213 26H215V28H214ZM226 26H227V27L229 26V28H226ZM245 26H246V27H245ZM64 27H65V26H64ZM64 27H63V29H65ZM183 27H182V28H183ZM186 27H187V28H186ZM199 27H200V28H199ZM239 27H240V28H239ZM4 28H6V30H4ZM174 28H175V30H174ZM238 28H239V29H238ZM241 28H244V29L242 30ZM245 28H246V29H245ZM252 28H253V29H252ZM254 28H255L256 32L254 31ZM8 29H9V28H8ZM16 29H17V28H16ZM47 29H48V28H47ZM54 29H55V28H54ZM56 29H57V28H56ZM125 29H127V28H125ZM134 29H135V28H134ZM178 29H179V28H178ZM178 29H177V30H178ZM185 29H186V30H185ZM214 29H215V31H217V29H218V31H217L218 34H217V32H215V31L213 32ZM219 29H221L222 31H220ZM227 29H228L229 31H228ZM235 29H236V30H235ZM10 30H9V34H10ZM139 30H140V29L138 28V30H136L135 33H136V34H140L142 31H141V30L139 31ZM149 30H151V31H149ZM182 30H183V31H182ZM205 30H206V31H205ZM225 30H226V33H227V34H224ZM237 30H238V31H237ZM15 31H16V30H15ZM15 31H14V32H15ZM20 31H21V30H19V33L22 34V35H21V34H20V35H21L23 38H25V39H22V37L20 36L21 39H22L21 42L25 40V42H23V46H24V47L26 46V51H27V49H29V47L31 46V48H30L29 50H30V51L33 50V51L35 52V51L37 50L36 48H38L37 43L35 42L36 48H34V47H35L34 44H33L34 46L30 45V44L32 43V41H31V38H32V37H30V35H29L28 33H26L25 30H24V32H22V31L20 32ZM118 31H116V32H118ZM156 31H157V32H156ZM164 31H165V32H164ZM184 31H185V33L187 32L186 34H184V35H185L184 37H186V35H189L191 38H188V37H187L188 39L185 38V40H183V33H184ZM219 31L221 32L220 34H219ZM231 31H232V32H231ZM257 31H258V32H257ZM2 32H3V33H2ZM7 32H8V31H7ZM14 32H13V33H14ZM16 32H17V31H16ZM16 32H15V33H16ZM152 32H153V33L156 32V33L153 35ZM168 32L171 33V35H169ZM176 32H177V33H176ZM229 32H230V33H229ZM261 32H263V36H262V33H261ZM13 33H12V34H13ZM194 33H195L196 35H195ZM222 33H223V34H222ZM228 33L230 34L229 36H228ZM233 33L236 34V36H235V35L233 36ZM237 33H240V34H237ZM255 33H256V34H255ZM17 34H18V33H17ZM124 34H127V33H124ZM144 34H145V32H144ZM151 34H152V35H151ZM172 34H173V35H172ZM177 34H179V36L181 37L180 39H181L182 41H185V43H184V42H178V43H177V41H174V40H176L175 35H177ZM210 34H211V35H210ZM221 34L224 35L225 37L227 36V38H225V37L222 36ZM241 34H243L242 37L239 36V35H241ZM248 34H249V35H248ZM6 35H7V34H6ZM6 35H5V36H6ZM166 35H167V36H166ZM197 35H198V36H197ZM200 35H201V37H200ZM219 35H221V36H219ZM250 35H251V37H249ZM255 35H256L257 39L254 37ZM12 36H14V34H13ZM139 36H141V35H138L137 37H139ZM149 36H151V37H149ZM152 36H153V38H152ZM169 36H171V37L169 38ZM210 36H211V37H210ZM213 36H214V38H213L214 41L212 40V37H213ZM231 36H232L233 38H232ZM9 37H11V35H9ZM118 37H119V36H118ZM162 37H163V38H162ZM167 37H168V38H167ZM174 37H175V38H174ZM199 37H200V38H199ZM203 37H205V38H203ZM208 37H209V38H208ZM230 37H231V40H230ZM235 37H236V38H235ZM240 37H241V39H239ZM248 37H249V38H248ZM253 37H254V38H253ZM14 38H15V37H13L12 39H14ZM126 38H127V37H126ZM155 38H156V37H155ZM192 38H193V39H192ZM207 38H208V39H207ZM228 38H229V39H228ZM234 38H235V39H239V40H238V44L240 43V45L242 46L241 43L244 42L243 45H244V46L246 45V46L243 47V49H242L241 46L238 45V44L236 43L237 40H235V42L232 43V41H234ZM246 38H247V39H246ZM250 38H251V39H250ZM252 38H253V39H252ZM1 39H2V38H1ZM8 39H9V38H8ZM206 39H207V40H206ZM4 40H6L5 37H4ZM4 40H3V41H4ZM14 40H15V39H14ZM17 40H18V39H17ZM138 40H142V39H138ZM178 40H179V38H178ZM190 40H191V41H190ZM220 40H221V39H220ZM220 40H219V41H220ZM228 40L231 41V44H230V42H227ZM245 40H247V41H245ZM251 40H256V43H255L254 41L252 42ZM257 40H259V41H257ZM0 41H1V40H0ZM15 41H16V40H15ZM19 41H20V39L18 40V42H19ZM30 41H31V42H30ZM136 41H137V38H136ZM172 41H173V42H172ZM195 41H196L197 43H196ZM242 41H243V42H242ZM5 42H6V41H4V43H5ZM7 42H8V41H7ZM9 42H10V41H9ZM13 42H14V41H13ZM158 42H159V41H158ZM167 42H168V44H167ZM175 42H176V46H175ZM198 42H199V43H198ZM217 42H218V40H217ZM245 42H247V43L250 42V44H249V43H248L249 45H248V44H245ZM11 43H12V42H11ZM11 43H10V44H11ZM24 43H26V44H24ZM165 43H166V44H165ZM179 43H180V44H179ZM183 43H184V44H183ZM254 43H255V44H254ZM257 43H258V44H257ZM21 44H22V43H21ZM169 44H170L171 46H170ZM177 44H178V46H177ZM190 44H191V43H190ZM193 44H191V45L193 46ZM216 44H217V43H216ZM233 44H234V45H233ZM0 45L5 46V48L8 47V46H6L5 44L3 45V42L0 43ZM12 45H14L13 47H15V48H11L13 51H14V49H18V52H20V51L24 48L23 46L20 45V47H21L22 49L19 47V48L21 49V50L19 51V48L15 46V45H17V44H12ZM12 45H11V46H12ZM196 45H197V46H196ZM252 45H253V46H252ZM255 45H256V46H255ZM258 45H259V46H258ZM262 45H263V46H262ZM148 46H149V47H148ZM188 46H190V47H188ZM249 46H250V47H249ZM251 46H252V47H251ZM173 47H175V48H173ZM176 47H179V48L177 49ZM231 47H232V48H231ZM253 47H254V48H253ZM2 48H3V47H2ZM161 48H162V47H161ZM165 48H166V47H165ZM171 48H173V49H171ZM213 48L215 49V48H217V46H215V47H213ZM240 48H241V49H240ZM244 48H246V50H245L246 52H244ZM256 48H257V49H256ZM0 49H1V46H0ZM7 49H8V48H7ZM11 49H10V50H9V49H8V50H6V49L3 50V49H1V50H3V51H2L1 54H0V55H1V56H0V59H1L2 61L4 60V62H2L3 65H2L1 62H0V65H1V66H0V68H1V69H0V83H1L2 85H3V81H4V80H2V79H5V81H4V86H1V85H0V87H1V88H0V91H1V89H2V91H1V93H0V106H1L0 108H2V109H0V111H2V112H0V119H1V120H0V126L2 127V131H3V132H0V135L3 136V137L0 136V144H2V145H0V150H1L0 153L2 152V153L0 154V178L2 177L1 179H2V181H3V180H5V179H3V178H5V176H7V177H8L7 179L10 178L11 181L13 180V181L11 182V185H12V183H17L19 180H20V181L22 180L23 182H24L25 180H26V182H27V179L31 180L30 177H32L33 175H37V173H40L39 170H38V172L36 171V170L38 169L37 166H39L38 164H40L41 161L43 162V160L45 161V159H48V158H50V157L48 156V154H46L45 156H44V155L42 156V152H43V151L40 150L41 148L44 149L43 147L40 148V146L43 144V143H42V142H43V141H42L43 139H41V138H43V137L45 136L44 132L41 131L42 129H39V128H42V127H37V128H36V129H37V130H36V131H37L36 135H37V134H40V132H43V134H40L41 145H39L38 148H37V147L35 148L36 145L33 146L34 144H36L35 141H40V140H37V139H36V140L33 142V138H37V136H35V134H32V135H34L35 137L32 138L31 143H30V139H29L30 136H29V135L31 134L30 131H32V127H31V125H27L26 123L28 122V124H30V123L35 122V126H36V123H37V122L39 123V121H37V119H33L32 117H31V119H29V120H27L28 118L22 119V120H24V121L21 120L22 117L20 118V121H19V119H16V120L14 119V115H13V113H16V112H13V111L16 110V111H18V112L21 114V113L23 112L22 110L24 109V104L19 105V103L21 102V101H20V102L17 104V105H19V106H17L15 103L13 104V103L11 102L12 100H14V98H16V96H15L14 98H11V97H13V96H12V95L10 96L9 93L11 94V92H12L13 90H15L16 87H15V89H14V87H13V89H12L11 86H9L10 84H9L8 82H10V83L13 82L14 85H15V83H16V85H18V87H17V90H18V88L20 87L19 84H20L21 87L23 88V87H25V86H28V85L32 82V81L30 82L31 77H29V75H32V74H30V71L27 70L26 73H27L28 76L26 77V76L24 75L25 73L23 72V73H24L23 75H24L26 78L29 77V78H28V82H30L29 84H28V82H27V84H26V83H25L26 81H23V80H22V81H23L24 83H22V81H20V82L17 84V82H15L14 80H12L11 77H9L10 74H8V73H11V71H12V69H13V68L11 67V66H13V65H10V64H9V61H11V59L9 58V56L11 57V55L13 54V53H12L13 51H12ZM190 49H191V50H190ZM195 49H194V50H195ZM199 49H198V50H199ZM231 49H232V52L235 51L234 54L230 53V52H231V51H230ZM237 49H238V53H239V50L243 52V53L241 52V53H242V54H241L242 56H240L239 58H244V57H245V56H243L244 53H246L247 55H246V54H245V55L249 58V60H248V58H246V57L244 58V60H248V61H246V62H248V63H247V64H246V63H245V64H241V68H238V67H240V63H244L245 61H244L243 59H241L242 62H241V61H237V56H236V55L238 54V53H237ZM255 49H256V51H257V54L255 53V52H256ZM259 49H260V51H259ZM24 50H25V48H24ZM183 50L186 51V52H184ZM198 50H195V52L200 53ZM207 50H208V51H207ZM209 50H210V51H209ZM228 50H229V51H228ZM8 51H11L12 54L9 53ZM205 51H207V52H206L207 54L205 53ZM222 51H223V52L226 51V52L223 53ZM251 51H254V52H251ZM14 52H15V51H14ZM16 52H17V51H16ZM18 52H17V54H16L17 56L21 54V53L19 54ZM28 52H29V51H28ZM147 52H148V51H147ZM147 52H145V55L147 54ZM193 52H194V51H193ZM7 53H8V54H7ZM22 53H23V52H22ZM31 53H32V52H31ZM179 53H180L181 55H178ZM198 53H197V56H196V57H198ZM235 53H237V54L235 55ZM250 53H251L252 55H253V54H254V55L256 54L255 56H251V57L254 58L253 61H251V59H250V58H251V57H250ZM263 53H264V51H263ZM3 54H4V55H3ZM6 54H7L8 56H7ZM9 54H11V55H9ZM148 54H149V53H148ZM148 54H147V56H146L145 58H143V60H144L145 62L147 61L146 63H149V61H148V59H149ZM175 54H176L177 56H179L181 59L179 60V59H178L179 57H178V58L175 57ZM184 54H185L186 56H185ZM193 54H194V53H192V55H193ZM5 55H6L10 60H8V58L4 59ZM23 55L26 57L27 52H26V55H25V54H23ZM53 55H54V54H53ZM165 55H166V56H165ZM216 55H217L218 57H217ZM223 55H224V56H223ZM225 55H226V56H225ZM238 55H240V54H238ZM248 55H249V56H248ZM14 56H15V55H14ZM21 56H22V55H21ZM32 56H33V55H32ZM32 56H31V57H32ZM173 56H174V58H173ZM214 56H215V58H214ZM235 56H236V58H234ZM12 57H13V55H12ZM12 57H11V58H12ZM19 57H20V56H19ZM19 57H17V58H18V62H19ZM31 57H29L30 59H29L28 57H27V58H28L29 60H32ZM64 57H67V56L65 55V56H63V58H64ZM143 57H144V55H143ZM147 57H148V58H147ZM204 57H205V58H204ZM224 57H225V58H224ZM257 57L261 58V62L259 61L260 59L257 60V59H258ZM57 58H59V56H58ZM190 58H191V57H190ZM190 58H189V59H190ZM21 59H23V58L21 57ZM25 59H26V58H25ZM65 59H67V58H65ZM173 59H174V60H173ZM175 59H176L177 61H176ZM184 59H185V60H184ZM189 59H187V61H188ZM255 59H256V60H255ZM1 60H0V61H1ZM6 60H7V62H6ZM181 60H182V61H181ZM226 60H227V59H226ZM238 60H240V59H238ZM20 61H22L23 65L27 63L26 60H25V62H24V60H20ZM175 61H176V62H175ZM180 61H181V63H180ZM190 61H191V60H190ZM221 61H222V60H221ZM221 61H220V62H221ZM249 61H251V65H252V67L250 66V68L248 67V66L250 65V62H249ZM255 61H256V62H255ZM16 62H17V61H16ZM18 62H17V63H18ZM155 62H156V61H155ZM155 62L152 61L151 66L148 65V69L145 68V67H147V65H146V63H145L146 66H143V67L145 68V69H144V73H145L144 75H147V74L150 75V73H151V75L153 74L152 69H153V68H156V66L159 64V63L157 64V63H155ZM161 62H162V61H161ZM177 62H179V63L177 64ZM204 62H205V61H203V63H204ZM238 62H239V66H238ZM254 62H255V63H254ZM10 63H11V64H14V63H12V61H11ZM171 63H172V64H171ZM235 63H236L237 65H235ZM257 63H260V64H257ZM262 63H263V65H262ZM152 64H153V65H152ZM154 64H156V66H154ZM179 64H181V65H179ZM18 65H19V64H17V66H18ZM21 65H22V64H21ZM23 65H22V67H23ZM183 65H184V64H183ZM243 65H246V66H243ZM258 65H260V66H258ZM2 66H3V67H2ZM14 66H15V65H14ZM24 66H25V65H24ZM152 66H153V67H152ZM166 66H165L166 70L164 71V74H165V72L167 71L168 73H166V76H168L169 72H171V76H170V79H171V80L169 79V81H168V83H167L166 85H168L169 83L171 84V82H172L173 79H174V84H173V82H172L173 86L171 85V86H172L171 88L174 89V91H173L172 89H170L171 91H170V90H167L168 87H167L166 85H164V86H165V89H163V90H164L163 93H166V92L170 91V92H172V93L175 92V93L177 94V96H178V95H179L178 92H180V91L177 90V88L175 89V88H173V87H176V86H174V85H175V83L178 84L177 81H179V82L181 81V80H177V81L175 80V79H178V78H179V76L177 77V75H179V73L174 72L175 74H177V75L175 76L174 73H173L171 70H168ZM172 66H174V65H172ZM234 66H235V67H234ZM236 66H237V67H236ZM254 66H257V67H254ZM149 67H150V68H149ZM151 67H152V68H151ZM182 67H183V66H182ZM182 67H181V68H182ZM188 67H189V66H188ZM190 67H191V65H190ZM246 67H248V68H247L248 70H246ZM253 67H254V68H253ZM24 68H27V67L25 66ZM24 68H21V69H24ZM185 68H187V67H185ZM185 68H183V69H185ZM192 68H194V67L192 66L191 69H192ZM217 68H218V69H217ZM235 68H237V69H235ZM243 68H245V69H243ZM255 68H256V69H255ZM3 69H4V70H3ZM16 69H17V73H18L19 68H16ZM27 69H28V68H27ZM200 69H201V70H200ZM202 69H203V70H202ZM207 69H208V70H207ZM212 69H213V66H212ZM212 69H211V70H212ZM230 69H231V70H230ZM232 69H233V71L235 70V71L233 72L234 74L232 73ZM240 69H243V71L245 70V73H246V74H245V73L243 74V73H242V70H241V74H242V75H245V76H247V77L250 76V77H253V78L249 79V77H248L247 79H249V80H247V79L244 78V76H242V75H241V77H240V72L238 73V71H237V70L240 71ZM250 69H252V71H251ZM253 69H255V70L253 71ZM2 70H3V71H2ZM13 70H15V69H13ZM24 70H26V69H24ZM35 70H36V69H35ZM35 70H31V71L33 72V71H35ZM149 70H150V71H149ZM177 70H178V69H177ZM185 70H186V69H185ZM192 70H193V69H192ZM218 70H219V71H218ZM21 71H22V70H21ZM146 71H147V73H146ZM202 71H203V72H202ZM212 71H213V70H212ZM226 71H229L228 74H227ZM236 71H237V73H236ZM250 71H251V72H250ZM32 72H31V73H32ZM177 72H178V71H177ZM197 72H196V73H197ZM201 72H202L203 74H202ZM218 72H219V73H218ZM230 72H231L232 74H229ZM34 73H35V72H34ZM34 73H33V74H34ZM154 73H155V72H154ZM172 73H173V74H172ZM184 73H182V74H180V75H182V77H185V74H184ZM222 73H225V75H228V76H229V75H232V77H233V76H234V77L232 78V77H228V76H227V78L225 79L226 76L223 75ZM259 73L261 74L260 76H262V75H263V76L260 77V76L258 75ZM15 74H16V73H14V75H15ZM21 74H22V72H21ZM235 74H236V75H235ZM253 74H254V75H253ZM12 75H13V74H12ZM17 75H18V74H17ZM151 75H150V76H151ZM169 75H170V74H169ZM199 75H200V76H199ZM238 75H239V76H238ZM251 75H253V76H251ZM19 76H21V75H19ZM24 76H23V78H25ZM152 76H153V77H150V79H149V83H150V84L153 83L152 85H156V82H157V80H158V76H154V75H152ZM173 76H175V77H173ZM190 76H192V74H191ZM203 76H204V75H203ZM224 76H225V77H224ZM156 77H157V78H156ZM218 77H219V75L217 76V78H218ZM242 77H243V78H242ZM1 78H2V79H1ZM10 78H11V79H10ZM19 78H20V80L22 79V77H19ZM221 78H220V79H221ZM230 78H231V79H230ZM235 78H236V79H235ZM237 78L240 79V81H238ZM256 78H257V79H256ZM260 78H261V79H260ZM14 79H16V78H14ZM179 79H180V78H179ZM202 79H203V78H202ZM202 79H201V80H202ZM229 79H230L231 81L233 80V83L231 82V85H229V84H230V80H229ZM241 79H242V81H241ZM253 79H254V80H253ZM258 79H259V80H258ZM24 80H26V79H24ZM33 80H34V78H33ZM35 80H36V78H35ZM37 80L40 81V78H37ZM37 80H36V82H37ZM152 80H153V81H152ZM215 80H216V79H215ZM235 80L238 81V83H237ZM7 81H8V82H7ZM18 81H19V80H18ZM41 81H42V79H41ZM158 81H159V80H158ZM170 81H171V82H170ZM191 81H193V82H191ZM202 81H203V80H202ZM204 81H205V80H204ZM228 81L226 80V83H227ZM234 81L236 82V84L234 83ZM258 81H259V82H258ZM183 82H185V81H183ZM210 82L212 83V81H210ZM210 82H208L207 85H209V84L211 85ZM215 82L217 83L218 81H215ZM215 82H214V83H215ZM239 82H241V84H239ZM256 82H257V85H256ZM32 83H33V82H32ZM37 83H38V82H37ZM39 83H40V82H39ZM39 83H38V84H39ZM214 83H212L213 86H214ZM244 83H245V84H244ZM7 84H8V85H7ZM35 84H36V83H35ZM38 84H37V86H38ZM180 84H181V86H180L179 88L181 89V88L184 86V84L182 85V82H181ZM234 84H235V85H234ZM237 84H238V85H237ZM258 84H259V85H258ZM12 85H13V84H12ZM40 85H42V84H39V86H40ZM222 85H227V84H222ZM233 85H234V86H233ZM236 85H237V86H236ZM244 85H245V86H244ZM39 86H38V88H39ZM42 86H43V85H42ZM168 86H170V85H168ZM178 86H179V84H178ZM231 86H232L233 88H232ZM254 86H255V87H256V86H258V87L260 86V88H258V87L254 88ZM6 87H7V88H6ZM9 87H10V89H9ZM21 87H20V89H22ZM29 87H32V84H31V86H28L27 88L29 89ZM166 87H167V88H166ZM206 87H208V86H206ZM211 87H212V85H211ZM224 87H225V86H224ZM236 87H238V88H236ZM35 88H37V87H35ZM40 88H42V87H40ZM179 88H178V89H179ZM189 88H190V87H189ZM234 88H235V90H234ZM257 88H258V89H257ZM11 89H12V90H11ZM20 89H19V90H20ZM30 89H32V88H30ZM191 89H192V87H191ZM217 89L215 88V90H217ZM231 89L234 91V93H231ZM260 89H261V90H260ZM23 90H25V88H24ZM40 90H41V89H40ZM166 90H167V91H166ZM188 90L191 91L190 89H188ZM258 90H260V91L258 92ZM263 90H264V89H263ZM30 91H32V90H30ZM30 91H29V92H30ZM165 91H166V92H165ZM177 91H178V92H177ZM196 91H197V92H196ZM18 92H19V91H18ZM27 92H28V91H27ZM27 92H25V93H27ZM170 92H169V96H171V95H170ZM187 92H188V91H187ZM210 92H212V93H210ZM216 92H217V94H213V93H216ZM260 92L263 93V94H261V96H260V94H258V93H260ZM2 93H3V94H2ZM13 93H14V91L12 92V94H13ZM22 93H23V92H22ZM189 93H190V92H188V94H189ZM195 93H194V94H195ZM203 93H204L205 95H203ZM222 93H223V91H222ZM18 94H19V93H18ZM20 94H21V92H20ZM20 94H19V95H20ZM27 94H28V93H27ZM192 94H193V93H192ZM192 94H191V95H192ZM210 94H212L213 96H216V95H217V96H216V97H213V96L210 95ZM231 94L234 95V98H233V96H231ZM252 94H253V95L256 97V99H257V100L255 99V102H254V99H253V98H255V97H254ZM19 95H18V96H19ZM24 95H25V94H24ZM32 95H33V93L31 94V96H32ZM166 95L168 96V94H166ZM199 95H197L198 98L200 97ZM218 95H219V96H218ZM237 95H238V96H237ZM18 96H17V98H18ZM31 96L26 95V97H28V98H30ZM34 96H35V98L37 97L38 99H39V97H40V96L35 95V94H34ZM153 96H154V95H153ZM173 96H174L173 98H177V96H175V94H173ZM194 96H196V95H194ZM197 96L195 97V100H196V99H197V100H196V101H195V100H192V101H195L196 103H197V101H198V103H199V102H200V101H199L200 99L198 100ZM239 96H240V97H239ZM258 96H259V97H258ZM8 97H9V98H8ZM192 97H193V96H190L189 98L194 99V98H192ZM224 97H223V98H224ZM231 97H232V98H231ZM236 97H238V98H240V99H237ZM244 97H245V98H244ZM19 98H20V97H19ZM22 98H23V96H22ZM37 98H36V100H37ZM210 98H212V99H210ZM217 98H218V99H217ZM223 98H222V101H223ZM246 98H247V99H246ZM10 99H11V101H10ZM20 99H21V98H20ZM25 99H26V98H25ZM33 99H34V97H32L31 103H32V102L34 103L35 100L33 101ZM44 99H45V96L43 97V100H44ZM216 99L219 100L220 102H216V101H217ZM241 99H242V100H241ZM244 99H245V100H244ZM262 99H263V100H262ZM29 100H30V99H29ZM45 100H46V99H45ZM237 100H238V101H237ZM250 100H251V103H252V104H250ZM261 100H262V103H260ZM9 101H10V102H9ZM15 101H16V100H15ZM24 101H25V100H24ZM37 101H38V100H37ZM205 101H206V102H205ZM212 101H213V102H212ZM230 101H231V103H232V101H233L234 103L230 104ZM235 101H236L237 103H236ZM240 101H241V103H243V101H244L243 105L240 103ZM245 101H246L247 103H245ZM13 102H14V101H13ZM211 102H212V103H211ZM198 103H197V104H198ZM238 103H240V104H238ZM255 103H257V104H255ZM25 104H26V102H25ZM28 104H29V103H28ZM35 104H36V103L33 104V107H34ZM37 104H38V103H37ZM214 104H215V105H214ZM236 104H237V105H236ZM244 104H249V105H246V106H248V107H246ZM254 104L256 105V106H255L256 108H255L254 106H252V105H254ZM259 104H260V106H259ZM6 105H7V107H6ZM10 105H11V106H10ZM14 105H16V106H14ZM217 105H218V106H217ZM235 105H236V106H235ZM238 105L241 106V107H238ZM250 105H251V108H249ZM200 106H201V105H200ZM203 106H202V109H203ZM242 106H243V107H242ZM244 106H245V108L247 109V111L245 110V112H244V111L242 112V110L244 109ZM8 107H9V109H8ZM11 107H13V109H15V110L11 111V109H10ZM15 107H16V108H15ZM31 107H32V106H31ZM33 107H32L31 109H33ZM226 107H225V108H226ZM252 107H253V109H252ZM25 108H27V106H25ZM28 108H29V107H28ZM28 108H27V109H28ZM36 108H37V107H36ZM199 108H200V107H199ZM225 108H224V109H225ZM259 108H260V112H259ZM29 109H30V108H29ZM34 109H35V107H34ZM202 109H201V110H202ZM211 109H212V110H211ZM215 109H214V113L217 114V111H218V110L215 111ZM249 109H250V111H249ZM256 109H257L258 111H257ZM24 110H25V109H24ZM197 110H198V109H197ZM201 110H199V111H201ZM210 110H211V112H210ZM238 110H239L240 112H239ZM4 111H5V112H4ZM8 111H9V112H8ZM25 111H26V110H25ZM27 111H28V110H27ZM35 111H36V109H35ZM251 111H252L253 114H256V115H253V114L250 115V112H251ZM6 112H7V113H6ZM254 112H255V113H254ZM257 112H258V114H257ZM23 113H24V112H23ZM23 113H22V114H23ZM26 113H27V112H26ZM28 113H29V112H28ZM28 113H27L26 115L29 116L30 114H28ZM36 113H37V111H36ZM200 113H201V116H200V117H202V113H203V111H201ZM245 113H246V114H245ZM259 113H260L263 117H262V116H259ZM2 114H4V115L2 116ZM10 114L12 115L13 118H12V117L9 118V117L11 116ZM20 114H19V115H20ZM33 114H35V113H33ZM172 114H173V113H172ZM172 114H171V115H172ZM196 114H197V113H196ZM218 114H217V116H218ZM241 114H242V115H241ZM247 114H248V115H247ZM7 115H9V116H7ZM19 115H17V118H18ZM35 115H36V114H35ZM38 115H41V114H38ZM38 115H37V116H38ZM198 115H199V114H198ZM203 115H204V113H203ZM243 115H244V116H247V117H242ZM30 116H31V115H30ZM30 116H29V118H30ZM37 116H35V118H37ZM205 116H206V114L204 115V117H205ZM211 116H212L214 119H213ZM215 116H216V115H215ZM221 116H222V117H221ZM249 116H250V119H248ZM251 116H252V118H251ZM254 116H256L257 118H258V117L260 118V119H257V121L259 120L258 122H257L256 120H254V118H255ZM33 117H34V115H33ZM196 117H198V116H196ZM23 118H24V117H23ZM211 118H212L213 120H215V121H212V122H211V121H210V120H212ZM242 118H243L244 122H243ZM246 118H247V119H246ZM262 118H263V121H262ZM5 119H7V121H6ZM9 119L12 120V122H10ZM47 119H48V118H47ZM195 119H197V118H195ZM255 119H256V118H255ZM31 120H32V122H30ZM40 120H41V119H40ZM48 120H49V119H48ZM192 120H194V119H192ZM241 120H242V123H245V124H246V122L248 121V122H247V125H248V123H249V125H248L249 128H251V127H250L251 124H250V121H249V120H251V123H252V126H253V127H252V129H249V128H248L249 130H251L250 132L247 130V128H245L246 125H244V128H241V129L238 127L239 125L242 124V123L240 124ZM13 121H14V122H13ZM36 121H37V122H36ZM89 121H90V120H89ZM89 121H88V123H87L88 125H86L85 129L89 128V126L91 125V122H92V121H91V122H89ZM180 121H181V120H180ZM252 121H253V122H252ZM7 122H8V127H9V129L7 128L8 130H5V131L8 132V133H5V131H4L3 129L5 128V125H6V127H7ZM23 122L25 123L24 125H23V124H20V123H23ZM29 122H30V123H29ZM194 122H195V121H194ZM194 122H193V124H195ZM210 122H211V124H210ZM223 122H224V120H223ZM254 122H255V123H254ZM3 123H5V125H4ZM38 123H37V124H38ZM50 123H51V122H47V124H50ZM180 123H181V122H178L177 125L180 124ZM183 123H184V121H183ZM185 123H186V122H185ZM187 123H189V122H187ZM253 123H254V125H253ZM257 123H258V125H259L262 129H260V127L257 125ZM260 123H261V125H260ZM196 124H197V123H196ZM196 124H195V125H196ZM223 124H224V123H223ZM223 124H222V125H223ZM2 125H3L4 127H3ZM12 125L15 127V129L18 130V131H17L18 133H20V131L22 130V131H23V134H25V135H23V138L26 137V135H27V136H28V139H29V142H28V140H27V138H26L25 140H23V141H26V144H25V142H22L23 144H25V145H23V144L21 143L20 137L18 138V135H19V134L16 133V130H15V131L13 130V129H14L13 127H11ZM21 125H23V126H21ZM26 125H27V126H26ZM40 125H41V124H40ZM184 125H185V124H184ZM195 125H193V126H195ZM219 125H220V124H219ZM20 126H21V127H20ZM35 126H33V131H34V127H35ZM38 126H39V124H38ZM185 126H186V125H185ZM185 126H184V127H185ZM197 126H199V123L197 124ZM255 126H258L260 131L258 130V127L255 128V129H257L258 131L254 130V127H255ZM262 126H263V127H262ZM1 127H0V131H1ZM18 127H19L20 129H18ZM180 127H183V125H180ZM180 127H179V128H180ZM186 127H187V126H186ZM188 127H189V126H188ZM241 127H243V125H242ZM49 128H50V127H49ZM192 128H193V127H192ZM196 128H197V127H196ZM200 128H202L201 124H200V126H199V129H200ZM186 129H187V128H186ZM199 129L197 128L196 130L199 131ZM204 129H200V131L203 130V131L205 132ZM207 129H208V130H207ZM189 130H190V129H189ZM194 130H195V129H194ZM194 130H193V131H194ZM240 130H241V131H240ZM261 130H262V131H261ZM191 131H192V130H191ZM219 131H216V133H219ZM237 131H239V133H238L239 136L236 134ZM25 132H26V133H25ZM212 132H213V131H210V133H207V132H206V133H205V136H206V137L204 136L205 138H203V137H202V138L200 137V138L203 139V140L207 139V140H205V142H206V141L208 142V137L211 139L212 136L214 135V137H216V138L218 139V140L216 139V140H217L216 143H219L222 139H219L220 137H219V136H216V135H218V134L215 135V133L213 132V133H214V134H213ZM4 133H5V134H4ZM29 133H30V134H29ZM193 133H194V132H193ZM226 133H227V132H226ZM250 133H252V135H251ZM7 134H9V136H8ZM13 134L16 135L17 137L14 136ZM28 134H29V135H28ZM196 134H197V132H196ZM200 134H202V133H200ZM200 134H199V135H200ZM207 134H208V136H207ZM224 134H225V130H224ZM255 134H256V133H255ZM199 135H197V136H199ZM225 135H226V134H225ZM235 135H236V136H235ZM259 135H258V136H259ZM21 136H22V135H21ZM193 136H194V135H193ZM201 136H202V135H201ZM210 136H211V137H210ZM222 136H223V135H222ZM237 136L239 137V140H240V138H241L240 136H242V137L245 136V137H243V139H244V138L246 139V137H247V140H248V141L246 142V140H245V143H244V140H243V143H242V142H240L238 139H235ZM250 136L252 137V139H251ZM254 136H255V137H254ZM9 137H11L10 140H9ZM194 137H195V136H194ZM214 137H213V138H214ZM233 137H234V139H233L234 141L232 140ZM2 138H4V139L1 140ZM7 138H8V139H7ZM15 138H16V139H15ZM17 138H18V139H17ZM21 138H22V137H21ZM30 138H31V137H30ZM248 138H249V139H248ZM260 138H261V137H260ZM6 139H7V140H6ZM44 139L46 140L45 137H44ZM210 139H209V140H210ZM250 139H251L252 141H250ZM253 139H254V140H253ZM8 140H9V141H8ZM45 140H44V141H45ZM50 140H51V139H50ZM216 140H215V138H214L213 141L210 140V141L208 142V145H206V147H209V148L212 147L213 144L210 145L209 143H210V142H214V141H216ZM223 140H222V141H223ZM257 140H258V141H257ZM7 141H8V142H7ZM10 141H12V143H10ZM235 141H236L237 143H236ZM260 141L263 142V143H260ZM15 142H16V144H15ZM32 142H33L34 144H33ZM46 142H47V141H46ZM207 142H206L205 144H207ZM225 142H224V143H225ZM227 142H228V141H227ZM27 143H28V144H27ZM39 143H40V142H38V144H39ZM216 143H214V144L216 145ZM30 144H33V145L30 146ZM198 144L200 145L199 147L201 148V149H200V152L197 150V151L200 153V155H199V153H198L196 150H194V151H196V152L198 153V158H199L200 156H202V155H201V153H202L201 150H202L203 148L201 147V143H198ZM198 144H196V145L198 146ZM222 144H223V143H222ZM222 144L220 143L221 146H222ZM252 144H253V145H252ZM258 144H259V147H258ZM260 144L262 145L263 150L260 148V146H261ZM8 145H9V146H8ZM17 145H18V146H17ZM19 145H20V146H19ZM196 145L193 144V146H192V145H191V146L194 147V148H195V147L197 148ZM223 145H224V144H223ZM24 146H25V147H24ZM27 146H28V148L33 146L35 149H34V148H33V149H31V148L27 149ZM218 146H219V145H218ZM218 146H214V145H213L212 148L216 149L217 151H219V150L222 151V149H220V148H219V150L217 149ZM232 146H233V147H232ZM22 147H24V148L22 149ZM199 147H198V149H199ZM206 147L204 146V149H205ZM222 147H223V146H222ZM222 147H221V148H222ZM212 148H211V149H212ZM229 148H231V150H232V148H233V150L235 149V151H231V152H230ZM30 149H31V150H30ZM38 149H39V150H38ZM45 149H47V148H45ZM211 149H209V151H208V149H207V151H205V150H206V149H205L204 152H208V153H206V154H210L209 152L212 153V151L214 150V149H212V151H211ZM260 149L262 150V151H261L262 153L259 152ZM192 150H193V149H192ZM224 150H223V151H224ZM251 150H253V151H251ZM27 151H29V152L31 151L32 154H31V153H30V154H29V153L26 154ZM44 151H47V150H44ZM194 151H193V152H194ZM202 151H203V150H202ZM226 151H225V152H226ZM246 151H249V156H250L251 153H253V152H255V153H253V155L249 157V156H248V152L246 153ZM21 152H22V153H21ZM23 152H25V153H23ZM38 152H39V153H38ZM190 152H192V151H190ZM196 152H195V154H196ZM214 152H216V151L214 150ZM214 152H213V153H214ZM219 152H220V151H219ZM241 152H242V153H241ZM244 152L246 153V155H245ZM44 153H45V152H44ZM44 153H43V154H44ZM220 153H221V152H220ZM229 153H228V154L225 153V155H229ZM259 153H260V154H259ZM18 154H19V156H20L21 154H24V155H21L20 158H19V157H18ZM204 154H205V153H204ZM206 154H205V155H206ZM254 154H255V155H254ZM215 155H216V154H215ZM217 155H218V153H217ZM222 155H223V154H222ZM225 155H224V156H225ZM239 155H240V156H239ZM244 155H245V156H244ZM23 156H24V157H23ZM32 156H33V158H31ZM46 156H47V157H46ZM212 156H214V155L211 154V157H212ZM258 156H261V157H258ZM22 157H23V158H26V159L24 160V161H25V164L23 163L25 166H26V163H27L26 169H23L24 166H23V168H22V161H23V160H22V159H23ZM206 157H208V156H204V159H207ZM211 157H210V158H211ZM222 157H223V156H222ZM226 157H228V156H226ZM226 157H224V158H226ZM246 157H247V158L249 157V160H250V161H247V162L244 163L245 159L247 160ZM251 157H253V158H251ZM257 157H258V158H257ZM21 158H22V159H21ZM27 158H28V159H27ZM29 158H30V160H29ZM198 158H197V159H198ZM200 158H201V157H200ZM208 158H209V157H208ZM231 158H232V160H231ZM261 158H262V159H261ZM32 159L35 160V162H37V163L34 164V163H33L34 161H32ZM38 159H39V160H38ZM41 159H42V160H41ZM201 159H202V158H201ZM215 159H217V157H216ZM233 159H234V160H233ZM40 160H41V161H40ZM208 160H210V159H208ZM211 160H212V159H211ZM213 160H214V159H213ZM218 160H219V159H218ZM220 160H221V159H220ZM220 160H219V161H220ZM24 161H23V162H24ZM30 161H32L33 164H32ZM39 161H40V162H39ZM198 161H199V160H198ZM215 161H216V160H215ZM224 161H225V160H223V161H221V162L224 163ZM226 161H227V160H226ZM229 161H228V162H229ZM262 161H263V162H262ZM29 162H30V163H29ZM195 162H197V161H195ZM195 162H194V164H196ZM204 162L209 163V162H211V161L208 162L207 160H205ZM221 162H219V164H220ZM228 162L224 163V165L226 164L225 166H223V167H225V169L220 165L219 167H222L223 169H222V168L218 169L219 167L217 168V166H216V167H215V168H216L215 170H214L213 168H212L211 170H212V173L216 171L215 173L218 172L219 175H220V174H223V175L225 174V175L227 176V178L229 177V180L227 179V181L225 180V182L222 181V182H224V183H221V182H220V183H221L224 187H226V186H228V185H229L228 187L231 186V187L229 188V190H228L229 192H227V191L225 190V194L230 193V191H231V193H230L229 195H231V194H233V195H231V196H229V197H230V198L233 197V198H234V201H237L238 198L236 197V195H237L239 192H238V191L235 192L236 188H237V190L240 189L239 191H240L241 193H239L238 195H240V194L242 195V197H241V196L239 197V198H241V199L243 198V196H244V194H245L244 192H246V190H243V187H242V188L239 187V189H238V186L235 187V186L237 185V183H238V182H241V181H238L237 183H235V184H236L235 186L232 185V183H231L232 181H230V180H231L234 176L231 178V176H230V172H232V171L230 170V171L228 172V170H229V168H230L231 166L233 167V165H231L230 162H229V163H228ZM260 162H262V164H261ZM197 163H198V162H197ZM217 163H218V162H217ZM222 163H221V164H222ZM227 163L230 164L231 166L228 165ZM41 164H42V163H41ZM204 164H205V163H204ZM211 164H213V163H211ZM214 164H215V163H214ZM214 164H213V165H214ZM235 164H234V165H235ZM237 164H236V166H238ZM240 164H241V163H240ZM249 164H250V163H249ZM31 165H32L33 167H32L31 169H29V167H30ZM206 165H207V164H206ZM206 165H205V166H206ZM222 165H223V164H222ZM34 166H35V168H34ZM236 166H235V168H237ZM202 167H203V166H202ZM207 167H208V166H207ZM211 167H212V166H211ZM239 167H238V168H239ZM246 167L248 168L249 166H246ZM254 167H255V168H254ZM205 168H206V167H205ZM208 168H209V167H208ZM227 168H228V169H227ZM28 169H29V170H32V171H28ZM33 169H35V170H34L35 172L33 171ZM231 169H232V168H231ZM209 170H210V168H209ZM211 170H210V172H211ZM219 170H220V171H219ZM222 170H224V171H222ZM225 170H226V171H225ZM232 170H233V169H232ZM236 170H237V169H236ZM205 171H206V170H205ZM36 172H37V173H36ZM109 172H112V170L109 169ZM207 172H209V171H207ZM223 172H225V173H223ZM258 172H259L260 174L263 173V174H262V177H261V178H262V181H261V178H260V177L258 178V176H261ZM261 172H262V173H261ZM114 173H116V171H115ZM199 173H200V172H199ZM202 173H203V172H202ZM228 173H229V176L227 175ZM233 173H232V174H233ZM200 174H201V173H200ZM204 174H209V173H206V172H205ZM213 174H214V173H213ZM246 174H247V173H246ZM250 174L248 175V177H247V176H246V177L249 178V177H250ZM258 174H259V175H258ZM39 175L41 176V174H38V176H39ZM201 175H202V174H201ZM219 175H217V176H219ZM225 175H224V176H225ZM199 176H200V175H199ZM213 176H214V175H213ZM252 176H251V177H252ZM19 177H20V178H19ZM33 177H35V176H33ZM33 177H32V178H33ZM215 177H216V176H215ZM25 178H26V179H25ZM200 178H201V176H200ZM212 178H213V177H212ZM220 178H221V177H220ZM222 178H223V177H222ZM230 178H231V179H230ZM256 178H258V181H260V183L257 182L258 184L255 185L254 188H253V187H251L250 185H252V186L254 185V184H252V183H253L252 181H256ZM1 179H0V188L4 187L3 185H1V184H3L2 181H1ZM197 179H198V177H197ZM244 179H246V178H244ZM215 180H216V179H215ZM221 180H222V179H221ZM223 180H224V179H223ZM232 180H233V179H232ZM235 180H236V179H235ZM246 180H247V179H246ZM249 180H248V181H249ZM201 181H202V180H201ZM228 181H229V182H228ZM236 181H237V180H236ZM236 181H235V182H236ZM209 182H210V181H209ZM212 182H214V181H211L210 184H211ZM218 182H219V181H218ZM218 182H216V183L214 182V183L217 184ZM220 183H219V184H220ZM228 183H231V185L228 184ZM246 183H247V184H246ZM255 183H256V182H255ZM13 185H14V184H13ZM222 185H220V186H222ZM26 186H27V184H26ZM220 186H219V187H220ZM223 186H222V188H224ZM10 187H11V186H10ZM10 187H9V188H10ZM228 187H226V188H228ZM233 187H234L235 189H233ZM258 187H259V191H257V190H258V189H257ZM252 188L255 189V191H254ZM11 189H12V187H11ZM231 189H232V190H231ZM245 189H246V188H245ZM250 189H252L254 192H253L252 190H250ZM256 189H257V190H256ZM260 189H261V190H260ZM1 191H2V190H1ZM6 191L10 192V193L5 192V193H7V195L9 194V195H8L9 197H10L11 195L13 196V194H12V193H13V189H12V190L9 189V190H6ZM136 191H137V190H136ZM220 191H222V189H221ZM233 191H234V192H233ZM242 191H244V192L242 193ZM11 192H12V193H11ZM134 192H135V191H134ZM223 192H224V191H223ZM223 192H221V193H223ZM226 192H227V193H226ZM252 192L255 193V194H254L255 197H252V196H254L253 194H252V196H251V193H252ZM5 193H1V194H3V195L6 197ZM258 193H259V194H258ZM1 194H0V197L2 196ZM207 195H208V196H207ZM207 195H206V196L209 197V194H207ZM238 195H237V196H238ZM246 195H247V194H246ZM260 195H263V196H260ZM12 196H11V198H12ZM219 196H221V194H220ZM224 196H225V195H224ZM234 196H235V197H234ZM248 196H247V197H248ZM13 197H14V196H13ZM210 197H211V196H210ZM225 197H226V196H225ZM225 197H224V199H223V203H222V201H221L222 206H223V210H224L225 207H226V209H229V207H228L229 204H227V203H229V202L226 203V201H229L230 198L227 200L228 196H227L226 198H225ZM6 198H7V197H6ZM221 198H222V196H221ZM221 198H220V199H221ZM233 198H231L232 200H231L230 202L233 201ZM235 198H237V199H235ZM263 198H264V197H263ZM251 199H250V200H251ZM242 200H244V199H242ZM254 200H255V199H254ZM258 200H260V198H258ZM251 201H252V200H251ZM256 201H257V200H256ZM260 201H261V200H260ZM237 202H238V201H237ZM240 202H241V200H240ZM240 202L238 203V205L240 204ZM248 202L250 203L249 200H248ZM248 202H247V203H248ZM30 203H31V202H30ZM234 203H235V205H236V202H234ZM234 203H233V204H234ZM253 203H254V202H252V204H251V205H253V207L249 205V209H248V211H247L246 213H247V215H248L249 213H251V215H252V213H253V217H254V219L256 218L257 215H259V217L257 216V219H259L257 225H258V226L260 225V226L257 227V229H259L258 231H260V230H261V227L264 228V205L261 206V204H264V202H263V201H262L261 203H260V202H257L258 205L260 204L259 207H260V206L262 207V209H260L261 207H260L259 209H258V207H257V210H256V208H255V207L257 206V204H255L256 206H254ZM255 203H256V202H255ZM31 204H32V206H34V207L31 208V209H32V210L34 209V211H36L35 209L38 208V207H36V205H33L34 203H31ZM31 204H30V207H31ZM223 204H224V205H223ZM231 204H232V203H231ZM233 204H232V205H233ZM242 204H243V207H248V205H247V206L244 205V204H246V203H242V202H241V205H242ZM226 205H227V206H226ZM1 206H3V205H1ZM1 206H0V207H1ZM5 206H6V205H5ZM5 206H3V207H5ZM229 206H231V205H229ZM227 207H228V208H227ZM232 207H233V210H234V206H232ZM232 207H231V209H232ZM235 207H236V209H237V206H235ZM239 207H240V206H239ZM250 207H252V210H251ZM241 208H242V207H241ZM1 209H2V207L0 208V210H1ZM31 209H30V210H31ZM245 209H246V208H245ZM7 210H8V208H7ZM39 210H40V209H39ZM233 210H232V214H235V215H236V214H237L236 212H238V211L236 210V212H235V211H233ZM238 210L241 211L240 208H238ZM246 210H247V209H246ZM253 210L256 211V214H255V212H254ZM259 210H260V211H263V212H259ZM224 211H225V210H224ZM226 211H227V210H226ZM242 211H243L242 214H244V211H245V210H242ZM242 211H241V212H242ZM249 211H250V212H249ZM227 212L230 213V211H227ZM233 212H235V213H233ZM248 212H249V213H248ZM258 212H259V213H258ZM0 213H1V212H0ZM223 213H224V212H223ZM246 213H245V214H246ZM257 213H258V214H257ZM260 213H261L262 215H260ZM245 214H244V215H245ZM0 215L2 216V214H0ZM224 215H225V214H222V217H223ZM237 215L240 216V212H239V214H237ZM251 215H250V216H251ZM254 215H256V216H254ZM229 216H230V214H229ZM233 217H235V216H233ZM241 217H242V215H241ZM243 217H244V218L239 219V222H240V220H244V219H246V220L249 219V220H250L251 218H253V217H250V218H249V216H248V218H247L246 215L243 216ZM230 218H231V217H230ZM8 219H9V218H8ZM254 219H251V221H257V219H256V220H254ZM9 220H10V219H9ZM233 220H235V219L233 218ZM246 220H244L245 222H244L243 224H241V225H246L247 223H249V222L246 221ZM235 221H236V220H235ZM237 222H238V221H237ZM250 223H252V222H250ZM16 224H18V223H16ZM16 224H15V225H16ZM253 224H255V225H253ZM253 224H252V225H253V228H256V227H254V226H257L256 223L253 222ZM248 225H249V224H248ZM249 226H250V225H249ZM245 227H246V226H245ZM236 228H237V227H236ZM247 228H248V227H246L245 229H246V230L250 229V228H248V229H247ZM253 228H252V229H253ZM238 229H241V228L238 227ZM245 229H244V230H245ZM262 230H264V229H262ZM262 230H261V231H262ZM240 231H242V230H240ZM236 232H237V231H236ZM242 232H243V231H242ZM248 232H250V231H248ZM248 232H247V233H248ZM255 232H256V231H255ZM255 232H254V233H255ZM237 233H238V232H237ZM245 234H246V233H245ZM262 234H263V233H262ZM262 234L259 233V232H256L255 235H254L253 233L251 234V235L254 237V241H253V245H254V246L251 245L252 248L255 247L256 245H259V248H258V249H260V243L258 244L257 242H258V241L260 242L261 239H262L261 242H262V243L264 242V239H263V236H264V235H262ZM238 235H239V233H238ZM249 235H250V233H248V237H251V235H250V236H249ZM240 236H241V235H240ZM246 236H247V235H246ZM243 237H244V236H243ZM253 237H252V238H253ZM245 238H247V237H244V239H245ZM247 239H248V238H247ZM242 240H243V239H242ZM249 240H251V239H249ZM252 240H253V239H252ZM252 240H251V241H252ZM243 241H244V240H243ZM247 241H248V240H246V242H247ZM251 241H249V242H251ZM5 242H6V240H5ZM247 243H248V242H247ZM254 243H255V244H254ZM261 245H262V244H261ZM249 247H250V246H249ZM261 247H262V246H261ZM256 248H257V247H256ZM258 249H257V251H255V248H254L253 250H254L255 252H257V254H258V253H259V252H258ZM250 250H251V249H250ZM253 250H251L252 252L250 251L251 254H253V256H254L253 258L256 259L261 253H262V254H261V258L264 256V253H263L264 250H262V248L260 249V250H262V252L259 250V251H260V254H259V255H257L256 253H254ZM255 256H257V257H255ZM259 257H260V256H259ZM261 258H260V259H261ZM251 259H252V258H251ZM257 259H258V261H259V258H257ZM253 260H254V259H253ZM253 260H252V262H253ZM260 262H261V261H260ZM260 262H259V263H260ZM0 263H1V262H0ZM257 263H258V262H257ZM251 264H254V263H251Z\"/></svg>","mask_w":264,"mask_h":264},{"label":"snow or ice","instance_id":"obj_3","mask_svg":"<svg viewBox=\"0 0 264 264\" xmlns=\"http://www.w3.org/2000/svg\"><path fill=\"white\" fill-rule=\"evenodd\" d=\"M21 7H23V6H21Z\"/></svg>","mask_w":264,"mask_h":264}]
</instances>
